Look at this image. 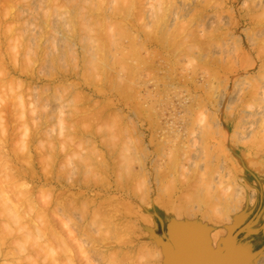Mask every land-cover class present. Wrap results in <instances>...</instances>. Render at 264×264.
I'll use <instances>...</instances> for the list:
<instances>
[{
  "label": "rangeland",
  "instance_id": "obj_1",
  "mask_svg": "<svg viewBox=\"0 0 264 264\" xmlns=\"http://www.w3.org/2000/svg\"><path fill=\"white\" fill-rule=\"evenodd\" d=\"M26 1L25 0L23 1L22 0H0V18H1L0 19V45L2 44L1 45L2 48L0 46V49H1L0 50L1 51L0 52V56H1L0 65H1V62H3L1 65L2 69L0 66V69L2 70V72H0V76L4 78V79L0 78L1 80L0 82H2L1 84L4 85V86L0 85L2 86L0 90L1 92L0 93V101H1L0 102V111H1L0 112L1 113L0 115V158L2 159L0 161L2 162L3 160L2 163L7 161L6 162L7 165L6 163L1 165L2 172L0 175L6 176V174H8V173L3 172V169L4 171L6 170L8 171V168L6 169L3 167H6V166L8 167L9 165H11L10 169L15 174L19 171L17 175H19L21 178H19V176L15 175L9 170L11 172L9 173L13 174L11 178L13 179L15 175V177L17 176V179L19 180V182L22 183V184L19 183L20 185L18 186V184H16L18 181L14 177V179L17 181L15 182L16 184L15 188L18 190V187L21 186L19 189H22L25 191V188L27 186L30 187V188L27 187L26 190L27 189L30 190L28 192L33 193V195H31L30 193L29 194L33 196V198H36V199H33L34 202H36L37 204V205L35 204L36 207L38 208L39 205L42 207V208L40 207L42 211L40 208H38L40 210L39 212L43 213V215L46 214L44 217L47 218L46 219L47 221L50 220L49 221L50 224L53 221L52 222L53 225H50L49 223H47V221H45L47 223V226L44 225L45 224L44 219L42 217H39L40 213L37 212L38 210H36L37 208L33 206L34 205L33 204L32 206L33 208L35 207V209L32 208L33 211L32 212L29 211V213L30 212H31L30 214L33 213L32 214L33 219L36 217V219H39V220L36 221V219L33 220L32 218L31 220L30 217L32 215L30 217L27 216L28 212L25 213L26 217L22 215L21 213V215L24 216V218H26V222L24 221L25 219H23V221L25 222L24 223L25 226H26L27 220L29 221L30 219L29 222L31 223L34 221V224L33 223L32 224L33 226L35 225L34 226L35 228H37L38 225H36V223L42 220V223L40 222L41 225L44 222L43 226L49 227V230H42V232L49 231L50 232L49 234L48 232L47 233L45 232V233L47 234L46 237L48 238L50 235V240L52 242L54 240L53 244L51 245L55 246L57 242L56 246H60L59 245L60 243L58 242L59 240L58 236L61 237L60 239H63L66 235L65 238L70 241V239H68L69 231L68 233H65L68 229L67 230L64 229L66 224L64 223L65 225H63L62 222H60L61 224L59 223V221H62L61 219H63V215H64L66 217V218L64 217L66 221L64 219L63 221L67 222V220H70L71 222L68 221V223L75 222V224H69L70 227L72 226V229L73 227H77V228L80 227L83 231L84 229L85 231H87V227H88V232H86L87 233L86 235L84 234L85 231L84 233H82L83 231L80 228H79L80 230L79 229L77 230L79 232L82 231L80 232L82 233L81 234L82 236L79 235L82 238L83 237L90 238V240L85 238L89 242L91 241V238L94 236L93 234H96L98 232L97 235L93 237L94 239L92 238L93 242L91 241L90 243H88V241L86 242L84 238L82 239L81 237L78 236L79 240L80 239L83 240V242L81 243H83V245L86 246L84 248L86 249L88 247V250L86 249L87 251H90V250L94 251L92 252V254H95V250L97 249L96 247H100L98 248V252H100L99 255L97 254V257L96 256L94 257V260L97 261V262L93 261L95 262V264L96 263L97 264H106V263L110 264L111 262L110 259L112 258H113L112 260L113 264H157V263L158 264H162V263L168 264L169 258H171V252L173 250L178 252V248L176 244L175 243L173 244V242L169 240L170 238L169 222L171 221L170 219L171 215L174 214L173 216L177 219V221L180 222L178 223V226H177L178 233H180L181 229L185 227V225H188L190 222L192 223V225L194 224L195 227H198L200 229H203V230L210 229L209 231L210 232L212 231V233H216L217 235L221 234V235H218L219 238L216 240V243H217L216 246L218 247H216L215 250L217 251L218 249L222 250L223 247H225L226 244L229 242H230L229 243L230 245L232 244L235 237H232V233L228 235L229 233H226V232H228L227 231L229 229L228 227L231 228L232 223L235 222V220L243 213L245 217L242 221H240L239 226H236L234 228L235 232L237 230H240V227L244 223H246L247 221H250L251 219H253V217L257 215L258 216L255 217L256 223L254 224V228L256 227V231L250 234L246 232L239 233V236L241 238H244L242 240V248L249 247L248 242L251 244L252 252L262 247L264 245V230L263 228H261L264 224V141H263L264 140V136H263V133H264V52H263L264 51V20H262L264 16H261V15H264V0H166V2L165 0H161V1L152 0L153 2H150L151 0H145L144 3H142L143 0L142 1L133 0L132 2L135 3L136 5H133L131 0H129V2L127 3L129 4L131 3L130 5H133V6L131 7L130 5H127V7L130 8L128 9L126 7L127 10H129V11L126 10L127 12L124 11L125 10L124 5L120 6V3H118L119 2L118 0H116L117 2H115L114 0H110V2L109 0H106V1L103 0L104 2L102 0L101 1L99 0V2H96L98 0H71V1L70 0H26ZM111 1L114 5L118 3L116 4L119 6V7L118 6L116 7L118 10L122 8L121 10H119L122 12L121 17H120V14H117V12L113 10L112 8L113 4L111 3ZM126 1L127 0H125L124 2L126 3ZM162 1L165 2L166 4L162 3ZM161 4H163V7ZM88 5L91 6L90 7L91 9L88 8L89 7ZM139 5L141 6L144 5L145 9L144 7L142 9V7ZM164 5L165 7L167 6L166 7L167 9L164 8ZM4 6L8 8L6 9ZM135 6H138L140 9ZM158 6L160 8L162 7L163 11H162V8L160 9ZM56 8L59 11H57ZM156 9L160 11H156ZM81 10H82V13H80ZM87 10L89 12V13L87 12L89 15L87 13H84ZM95 10L97 13L95 12ZM98 11H100L101 14L100 13L98 14ZM54 12H56L57 14H55ZM124 12L129 13L130 17L128 14L125 15ZM18 13H20L21 15ZM83 13L85 16H83ZM112 13L114 16L112 15ZM90 14H91V17H90ZM97 14L99 15L100 18H102L101 21L103 20L104 22L106 21L107 23L109 21L108 23L109 25L106 22L105 23L101 22ZM122 14L123 16L125 15L127 18L122 17ZM155 14L157 15L155 16ZM65 15H68L69 17ZM86 16H88L87 18L88 22L87 20H85ZM109 16L112 19H110ZM251 16H253V18ZM93 17L95 20L92 19ZM254 17H257V18H254ZM103 18L104 19L106 18V19L104 20ZM157 18L159 19L158 20L159 22L157 21ZM160 19L162 20V22ZM257 19H260V21L262 20L263 24L259 23V20ZM78 21H81V22L83 21V23L78 22ZM98 22H100V24H98ZM119 23L121 24V26H123V28L125 27V30L124 29L123 31L120 30L122 29V27L120 26ZM111 25L115 28L113 29ZM131 25L134 27H132ZM155 25H158V26H155ZM128 26L129 27L131 26V27L129 28ZM106 27L108 31L106 30ZM103 28L105 30H103ZM126 29L127 30L129 29L130 31L129 30L126 31ZM92 30L94 31V33ZM174 30L176 31V35H175ZM125 32H128V34L127 33L125 34ZM112 33L115 35V37ZM151 39L153 40L152 42H151ZM81 41H84V42H81ZM115 42H118L119 44ZM128 43L132 46H130ZM145 46L148 48H146ZM136 48H139V49H136ZM72 49L75 51V53ZM130 50H134V51L136 50V52L134 53L133 51L131 52ZM137 50H139L138 53H137ZM123 51L125 52L123 53ZM261 51L263 53H260ZM131 53L133 54L131 55ZM112 55H115V56L112 57ZM140 55L142 56L143 60L142 58H140ZM116 56L117 58L122 57L123 59L126 57L124 60L125 62L124 67L128 65L127 66L128 68L126 67L128 72L123 71L121 69L122 66L120 67L116 65L117 61L116 62L114 61L115 62L114 64L113 60ZM86 59H89V60H86ZM140 59L142 61H140ZM83 60L84 61L86 60V61L84 62ZM30 61L31 63L28 64V62ZM74 61L77 63H75ZM112 62L117 69L114 66H113L114 68L112 67L113 69L111 68V65L109 64H112ZM15 66H17L16 68L18 70H15L16 69ZM208 66H210V68ZM118 68H120V71ZM12 69L14 71H12ZM86 69H88L89 75ZM99 71L102 72L103 74L99 73ZM110 71L112 73H110ZM150 71L152 74L149 73ZM109 75L110 77H108ZM163 76L164 78H162ZM88 79L90 81H88ZM122 79L123 81H121ZM90 83L91 84L94 83L93 84L94 86L91 85ZM10 84H12L13 86ZM14 84L17 86V88H15L16 86L14 87ZM11 86L12 88L10 90ZM114 88L117 90H115ZM122 90L124 93L122 92ZM10 91L14 93L15 91H17L18 95L13 93L14 96H11L13 94H11ZM138 92L142 94V96H139L140 94ZM148 93H150V95H153L154 97L149 95L150 97L148 98L147 97ZM122 94L124 95L122 96ZM146 94H147L146 101H144L145 99H142V98H144ZM15 95H17V98ZM80 95L82 98L80 97ZM74 96H78L79 98L77 97L75 98ZM137 96L141 98L140 100L141 106L139 104ZM73 97L75 99H73ZM17 99L21 100L22 103H20V101H18ZM15 101H16V104L14 106ZM23 101H25V103L27 104H25ZM38 103L41 105V107ZM137 103L139 105H137ZM148 104L149 105L151 104L150 105L151 107H149ZM133 105L135 107L139 106L138 109L137 107L133 108L132 107ZM190 105H191V108H190ZM184 107H188V108H184ZM40 109L42 110L40 111ZM83 109L86 111V113ZM71 111L73 113H71ZM141 111L142 112L145 111L147 113L144 112V115H141L140 114ZM187 111H192L191 112L192 114L190 115L186 114ZM25 112L27 114H25ZM29 112L31 113L30 115H29ZM32 114L34 115V117L31 116ZM83 114L84 116H82ZM87 114H88V117H87ZM96 114L98 115L96 116ZM116 114L118 115V117H115L117 116ZM60 117H62L63 119H60ZM67 117L69 120H72L71 123L67 119ZM85 117L87 119L84 120ZM119 118L122 120H120ZM64 119L67 120V123ZM60 120L63 121V126H62V123L59 122ZM185 120L188 121V124L185 123L186 122ZM75 122L76 124L77 123L79 124L76 125ZM66 124H67V127H66ZM73 124H75L76 126ZM59 125L60 127H58ZM69 125H71L72 127ZM61 126H62V130L64 127L67 130L69 126L68 131H66L65 129L63 131L59 129L61 128ZM87 126H90L91 129ZM172 127L179 128V131L182 132L183 137L186 138V144H185L186 150L188 151L193 148L192 150L193 152L192 151L187 152L186 150H180L181 153H179V148L177 149L176 147L175 148L170 147L168 144L166 145L165 140L167 139L165 138H167L168 136V133L166 134V132H169V133L173 132L174 129ZM183 127H185L186 130ZM69 130L72 132L70 133ZM65 131L68 132L69 134L66 133ZM79 131H81V134ZM64 132L65 134H63ZM100 132L101 134H99ZM189 132L194 133L196 140L194 139V135L192 138V134H189ZM110 134L112 137L110 136ZM113 134H115L116 137ZM130 134H131V137L133 136V141H132V138L130 137ZM259 135L260 136L262 135L261 138L263 140L259 138L260 137ZM173 136H175V139H177L180 135L177 136L174 133ZM173 136L172 138H174ZM189 136H190V139H189ZM114 137H115V142L113 141ZM256 137L258 138L257 140L260 143H258L257 147L254 148L253 146L255 144L253 145L250 143ZM126 138H127V141H125ZM185 138L183 139L185 140ZM191 138L195 141L193 142ZM110 140L114 143L108 142ZM129 140H131L132 142H129ZM163 140L165 144H163ZM187 140L188 141L190 140V141L188 142ZM65 142H67L68 144ZM126 142L128 143V145ZM195 142L196 144L193 145V143ZM123 143L124 144L126 143V144L123 145ZM130 143L133 144V145L131 144L133 150H131V146H130V152L134 150L135 151L134 153L131 152L129 154L128 153L129 150L127 149L129 148ZM126 146H127V149L122 151V148ZM96 148L98 149V151ZM163 148H164V151H163ZM171 148H173L175 151L177 149L178 152L177 151L176 152L179 154H177L176 152L172 153L171 151H174V150H172ZM90 149L93 155H91L92 153H89L91 152L89 151ZM94 149L97 151L96 153L97 156L95 154L96 151L95 152L93 151ZM126 150L129 155H126L127 154ZM99 151H100V155H99ZM110 152L113 155H111ZM123 152L125 154H123ZM165 152L169 154V156ZM171 153L173 155L174 153H176L175 155L177 159H175L176 158L175 155L173 156L175 158H172V160L173 159L176 160L174 163L175 165L173 164L174 166L172 165V167L170 166L169 168L166 167V169H169V170L171 169L170 170L171 172L169 173V175L168 173H167V176L159 174L158 171L161 170L160 167L162 168V170L163 168H165L166 163L168 162V159H170V157L172 156ZM158 155L160 156L157 157ZM85 156L86 157L88 156V157L86 158ZM124 156L127 160H129L127 161L128 163L125 161V159H123ZM114 157L118 159L115 160ZM104 158L107 159V162L104 160ZM100 159L104 161L102 162ZM154 159L155 160L157 159V161H155ZM113 160H115L116 162L114 163ZM10 161L11 162L13 161V162L11 163ZM98 161L100 164L98 163ZM95 163L99 165L96 164L95 166ZM121 163L123 165H121ZM124 163H127V165L130 164V166H127ZM12 164L13 166L14 165L16 166L13 167ZM176 165H178V167ZM167 166H168V163H167ZM123 167H124V170H123ZM157 167L159 168V170ZM125 168L127 170H125ZM102 169H104L105 171ZM120 170H122L123 174ZM142 170H143V173H141ZM131 172H134L135 174H138L139 172V175L137 176ZM130 173H131L132 178H130L129 176ZM108 174L110 175V177ZM120 174H122L123 176L125 175L126 178L125 177L123 178V176H121ZM126 174H129L128 175L129 178L127 177ZM200 174L202 175V177H200L201 176ZM173 176L176 177L175 180H173L174 178ZM4 179L2 178V180H0V185L2 184L1 181H3ZM12 179L11 181L13 184L14 180ZM119 179H121V181ZM5 180H9V177ZM162 180H164L163 183H162ZM220 181H222L223 183V184L220 183L223 185V190L220 189L221 188L220 187L221 185H219ZM8 182L9 181H7V183ZM87 182L89 184V187H88V184L86 186ZM170 182L171 183L173 182V183L171 184ZM94 183H97V184H94ZM8 184L4 186H8ZM12 184L10 183V185ZM121 184L125 187L121 188L122 187ZM106 185L107 186L111 185V186L110 188L108 186L109 188L108 189ZM160 185H162L163 188ZM52 187H54L55 189H53ZM158 187H161L162 190L161 188H158ZM215 187H217L218 189L216 190ZM2 188L3 189L0 188V191L5 190L4 188L7 189V187H2ZM11 188L15 189L14 187L10 186L8 190ZM49 188L52 189L53 192L50 191ZM136 188H137V192L140 194H137L135 192ZM62 190H63V193H65L64 194L65 197L68 196L67 193H69V191H70V194H71V191L75 193H78L79 191L80 193L82 192L83 194L82 196L85 199L82 197L84 200L81 198V200L78 202L81 205L78 204V206L80 207L83 205L85 207H82V208L80 207L81 209H77L76 206H75L76 208L75 207H73V209L71 208L73 212L74 210L75 211L78 210L76 211V213L74 212V214L72 211H71L72 214L67 212V211H70L71 209L69 210L66 209L65 213H62L64 209L60 210L61 207H59V210L57 212H61V211L62 212L55 215L53 211L54 208L52 209V207H49V204L48 206H46L47 204L45 202L47 201L45 200V198L49 201L48 198L50 197V194H49V191H50L53 194L56 193L55 194L56 198H58L60 201L61 200L63 201L65 197L63 193L60 192ZM215 190H216V193L218 194L214 193ZM19 191H17L18 194L20 193L19 195H17L16 192L14 193L16 197L17 196L19 197L22 194ZM229 191H230V194L232 193L231 197H230ZM5 192L6 190L3 192L4 195L6 194ZM9 192H11V190H9L8 193ZM44 192L46 195L44 194ZM59 192L61 195H59ZM145 192L147 194L146 195L147 197L144 194ZM8 193L6 194L8 196L7 197L5 196L6 198H4L6 199V201L3 199L4 195L1 193L2 195H0V198L2 200L0 201L1 202L0 205L3 206V203L5 201L6 204L15 206L16 202L18 203V201L26 197L25 193L27 192L25 193L23 192L25 196L23 195L24 197H20L21 199H18V197L14 198L15 196H11L12 194L10 195ZM170 193H173V195H170ZM212 193L214 195L216 194L215 195L216 197L214 195H211ZM227 193L229 196L227 195ZM241 193L243 194L242 197L244 199H242V197L239 196L241 195ZM39 194H42V195H39ZM206 194L211 195L210 196L211 200L206 199L207 198ZM9 195L16 200H13L11 197H9ZM191 195H194V196H191ZM61 196H63L64 198ZM141 196H145L146 198L143 197L144 199L142 200ZM213 196L215 198L214 200L212 198ZM237 196L239 199L237 198ZM8 197L11 198L10 200H12L13 203H11V201H8L9 199ZM88 197H93V198L96 197L95 199L96 205L97 203H100L104 200H110L111 202L109 204L110 207L109 205L104 204V206L107 205L109 207L108 208L106 206L109 210L107 208L105 209V207L101 208L100 206V211L96 212L97 215H95L96 213L92 214L91 209L93 208L92 206L88 205L89 203L92 202V200H90V198L88 199ZM110 198L111 199L113 198V201H111ZM230 198L231 200H233L232 198H234L235 200L234 203H236L237 200L241 199L240 202L242 205L239 206V203L237 202L236 203L237 205H235L236 207L234 208L232 201L230 200L228 202V199ZM43 199L45 200V202ZM29 200L32 203H34L33 200L31 199ZM204 200L205 202H208V203L210 202L213 204L207 205L208 203L207 204L204 203ZM87 201H90V202H87ZM201 201H203L202 202L203 204H201ZM225 201H227L230 204L232 203L231 206L230 204L228 205L224 204ZM84 202H86L87 204L85 205ZM125 202H127V204H125ZM169 202H171V204ZM172 202H175V203H172ZM21 204L23 203L21 202ZM115 204L120 208V210L125 209V208H122V205L124 207L127 206V208L131 206L132 210L130 212V208L125 209L124 211L125 213L123 214L114 212L116 211L115 210L116 206H114ZM87 205L90 207V210ZM112 205H113V208H111ZM216 205H218L220 210L218 209ZM219 205H221L222 207H220ZM225 205L228 206V208L225 207ZM16 206L14 208L12 207V209L18 210ZM28 206H29L28 204L27 206L23 204V207L25 208ZM207 206H209L208 207L209 209L207 208ZM214 206L216 209L214 208ZM224 207L227 209H225ZM232 207L234 208L233 213H232L233 211ZM21 208H19L20 211L21 210L23 211L25 209V208H22V209ZM212 208L215 210H219V212L216 211V213L218 214L220 213V211L222 212L224 211L227 214L225 213L223 214H225L226 217L229 215V217L226 218L225 216H223L221 218L220 217L221 216L220 214L222 213L221 212L219 214L220 215L219 217L216 216V213H214V216L218 217V219L219 218L224 219L225 217L224 220L219 221L217 220V218L216 219L212 218L214 217L212 213L210 212V209ZM3 209H5L4 210L5 213L8 212L6 214V217L7 215H10L8 216V219L10 218L9 220H12L11 216L13 214L10 213L11 210H8L7 207L2 208L1 210L2 213L0 212L1 219L5 218ZM46 209H48V211ZM34 210L36 211L34 212ZM167 210L168 211L170 210L171 214L168 215ZM86 211H89L90 213L89 212L87 213H89L90 215L89 214L87 215ZM101 211L102 213H99ZM112 211L114 212L113 214H112ZM205 211L208 213L206 214ZM211 211L215 212L214 210H211ZM50 212H52V214ZM77 212L78 213L82 212L85 218L84 216L80 215L82 213L78 214ZM109 212H111V214ZM67 213L73 216L72 219L70 218L71 216H69V214L67 215ZM209 213L211 215V218H210V215L208 216ZM2 214L4 217L2 216ZM109 214L111 215V217ZM59 215L60 216L62 215V218ZM92 215L96 217L94 218ZM52 216L53 217L56 216V217L53 219ZM108 217L110 218V220H108L109 219ZM73 218L75 221L73 220ZM93 218L95 219V221L91 220ZM5 219L7 220V218ZM55 219H57L58 222ZM97 219H100L101 221L103 219V221L98 222L100 220L97 221ZM112 219L114 221H112ZM213 219L216 222H214ZM6 220L5 221L3 220L4 222L1 220L0 222V225L2 224L1 225L2 228L5 227L4 230L0 228L2 230L1 232L7 231L6 230L7 228L8 230H10V232L12 229L17 228L16 227L17 224L15 223L14 220H12L11 223L7 222ZM105 220H106V223H104ZM118 220L120 222H118ZM23 221H21V223H23ZM77 221L80 224L83 222V224H86V225L81 224L80 226H78ZM96 221L97 223H95ZM115 221L117 222V224ZM5 222L7 224H4ZM108 222L110 226L108 225ZM12 223H13V226H12ZM30 223H28V225ZM40 223H37V224L40 225ZM94 223H95V226L92 225ZM114 223L116 226H119V228L121 226L120 229H122L123 231L117 229L118 227L113 226ZM14 224L16 225L15 227H14ZM32 224L30 225L32 226ZM87 224L89 226L92 225L93 227L92 226L89 227ZM122 224H123V227H122ZM126 224L128 225V227H129V224H131L132 227H129V228L126 227ZM197 224L199 226H197ZM204 224H207V226L206 225L204 226ZM28 225L27 227L30 226ZM56 225H58L59 228H57ZM11 226L13 228H10ZM212 226H214L215 228H213ZM46 227L45 229H47ZM96 227H99V228L95 229ZM52 228L54 229V231L58 230V233L57 231H55L57 235L59 234L58 236L54 237L56 234H53L54 231H52L51 233ZM103 228L107 232L99 236V233L103 231ZM108 228L113 233L110 231L111 232L110 234L108 232L109 231ZM61 229L63 230V232L65 230V232L59 233V231H62ZM18 230L22 231L23 230L22 226H18ZM31 230H32V227L30 231ZM77 230L76 228L74 229L75 232ZM13 231L11 233H13ZM10 232L5 233V234H8L7 236L9 237V234L11 236ZM129 233H131L132 235H130ZM61 234H63L62 235L63 238ZM246 234H248V237ZM0 235H2L0 237L2 239L4 235L2 233ZM107 236L111 237L110 238L111 240ZM43 237L40 239V241L39 240H36V241L40 243L43 240H45V243L43 241L42 245H49L51 241L48 239L50 242L48 241L49 244H46L47 238L43 239ZM24 238H22V236L17 237L16 242L18 241V239L22 240ZM2 240L0 242L4 243L3 241L7 240V238H5L3 241ZM9 240L12 241L13 237L10 238ZM27 240L32 241V243H36V242H33L34 241L33 239L32 240L27 239ZM67 240H64V241L61 240V241L67 244L66 247L68 246L71 247L70 251L73 250V252H75L74 253L75 255L73 254V252H71V254H73L75 257L74 262L76 263L78 261L80 262V263L77 262L78 264H87L85 263L86 261L83 262V259H81L82 262L80 259L78 260V258L82 256V253L80 254L81 252V251L79 252L80 247L76 245L77 244L76 241H72L71 242L72 244H71L67 242ZM11 241H10V244L13 242ZM94 241H96L97 244H95L96 242ZM115 241L116 242L118 241V242L116 243ZM128 241L129 243L131 242L130 243L131 246L129 245ZM225 241L227 242L226 244H225ZM5 242H6L5 244L7 245L8 249H10L9 248L10 244H8L9 242L7 241ZM84 242L86 244H84ZM108 242H110V244H108ZM162 242H166L167 243L166 245H168L169 248L165 250V248L160 244ZM18 243H16V246ZM23 243L25 245L26 241L21 242V244ZM73 243L74 244L76 243L75 244L76 249ZM5 244H3L4 245L3 247H0L1 249L3 248L0 253V256H1L0 261L1 262L2 260L4 261L2 263L0 262V264H6L8 260L10 261H8L7 264H11V263L14 264L12 262L13 260L14 262L17 260L18 264H22L23 261L25 262L24 259L21 262L20 261L21 259H19L18 257L16 259L15 257L11 258L10 256H9L10 258L7 257V260H4L6 259L5 258L6 254L2 256L3 250L5 249V251L9 252ZM13 244L14 243H12L11 245ZM145 245H147V247L149 246V247L155 248L156 250L157 249L160 250L162 252L161 258L163 259V261L161 260L160 257L158 259L155 258V260H152V259H150V261H148L149 259L146 260L145 258L148 257L146 256L147 254L146 249H144L145 251H143V248H145L144 247ZM171 245L173 246L171 247ZM14 246L15 245H13V247ZM25 246L21 248L32 249L34 247L33 244L32 246L30 245V247H28L29 245L26 247ZM37 247H40V245L39 246L37 245ZM58 248L59 247H57L56 249L54 248L56 251L53 249L56 252L55 254L53 253L55 257L59 253L61 255V251L64 252L62 248L65 249V247L62 246L59 248V250L60 249L61 250L60 251L58 250L59 252H57ZM104 248L105 250H103ZM13 249L14 248H12L11 246L10 251ZM16 249L14 250L17 251ZM33 249L35 250L36 248H33ZM38 249H41V248H37L36 249L37 252L40 251ZM113 249L115 250L114 252H113ZM76 250H78L80 254L79 257L77 255L78 253L76 254ZM219 250L217 253L221 257V255H223L222 254L223 252H220ZM229 250L226 251L225 254L226 256H230V257H227L226 261H224V263L222 264H229L233 262L234 259H237V257L239 256L236 254H233V255L230 254ZM142 251L143 253H141ZM35 252L33 253L34 255L32 256H35ZM40 252L43 253V250ZM102 253L104 254L102 255ZM60 255H58L59 259L64 261L63 258L65 257V255L63 256H60ZM73 255L71 256L73 257ZM113 255L114 257H112ZM201 255L203 256V261H202L203 264H215V261L217 258L216 256L210 257L208 253H203V251L201 252ZM36 256H39V255L36 254ZM41 256L42 258L40 259L43 260L44 259L43 255ZM2 257L4 259H2ZM35 257H32V258H35ZM104 257L106 260L101 259ZM204 257H207L209 261L204 260ZM37 258L38 257H36L35 259L37 262H39L40 260H37ZM18 259L20 262L18 261ZM75 259L77 260L75 261ZM259 259L262 260L261 263L259 262L260 261ZM259 259L256 261V264H264V252L263 254H261ZM42 260L38 264H43L45 262L43 261L42 263ZM100 260L106 261V263L105 262L103 263ZM56 261H54V263L56 264H61V263L65 264V262L58 263V261L60 260H56ZM69 261H67L68 264H71ZM146 261H148L149 263H146ZM235 262L236 264H243L245 261L243 259H239V260H236ZM47 263L49 262L46 260L45 264ZM50 263H53V262H51L50 260ZM251 264H255V262H252Z\"/></svg>",
  "mask_w": 264,
  "mask_h": 264
},
{
  "label": "bare ground",
  "instance_id": "obj_2",
  "mask_svg": "<svg viewBox=\"0 0 264 264\" xmlns=\"http://www.w3.org/2000/svg\"><path fill=\"white\" fill-rule=\"evenodd\" d=\"M22 1H23V0H22ZM25 1H26V0H25ZM70 1H71V0H70ZM100 1H101V0H100ZM102 1H103V0H102ZM105 1H106V0H105ZM114 1L117 2L116 0H114ZM118 1H119L118 3H120V6H121V5H124V7H125V10H124V11H125V12L129 11V10H127V8L130 9L129 7H127V5H130V4H131V3H130V4L127 3V2H129V0L126 1L127 4L124 2L125 0H118ZM120 1H121V2H120ZM132 1H133V0H131V2H132ZM141 1H142V0H141ZM144 1H145V0H143L142 3H144ZM157 1H158V0H157ZM157 1H155V2H157ZM160 1H161V0H160ZM160 1H159V3H160ZM19 2H20V1H19ZM26 2H27V1H26ZM92 2H93V1H92ZM96 2H99V0L96 1ZM103 2H104V1H103ZM109 2H110V0H109ZM122 2H124V3L126 4V6H125V4L122 3ZM138 2H139V1H138ZM150 2H153V1L151 0ZM165 2H166V0H165ZM165 2L162 1V3H165ZM257 2H258V1H257ZM3 3H4V2H3ZM111 3H112V1H111ZM118 3H116V4H118ZM136 3H137V2H136ZM159 3H158V4H159ZM169 3H170V1H169ZM19 4H20V3H19ZM22 4H23V3H22ZM94 4H95V3H94ZM100 4H101V3H100ZM102 4H103V3H102ZM105 4H106V3H105ZM112 4H113V3H112ZM116 4H115V5H116ZM132 4H133V5H136V4L133 3V2H132ZM150 4H151V3H150ZM165 4H166V3H165ZM24 5H25V4H24ZM77 5H78V4H77ZM77 5H76V6H77ZM89 5H91V4H89ZM89 5H88V6H89ZM97 5H98V4H97ZM109 5H110V4H109ZM109 5H107V6H109ZM115 5H114V4L112 5L113 10L116 11L117 14H120V17H121V13H122V12L119 11V10H121L122 8H120V9L118 10V9L116 8L118 5H116V6H115ZM133 5H130V6L132 7ZM137 5H138V4H137ZM155 5H156V4H155ZM161 5H162V7H163V4H161ZM168 5H169V4H168ZM260 5H261V4H260ZM262 5H263V4H262ZM14 6H15V5H14ZM85 6H86V5H85ZM95 6H96V5H95ZM99 6H100V5H99ZM107 6H106V7H107ZM113 6H114V7H113ZM139 6H141V5H139ZM4 7H5V6H4ZM10 7H11V6H10ZM15 7H16V6H15ZM90 7H91V6H89L88 8H90ZM118 7H119V6H118ZM126 7H127V8H126ZM135 7L139 8L138 6H135ZM141 7H142V9H143V7H144V9H145V6H144V5L141 6ZM146 7H147V6H146ZM158 7H159V6H158ZM162 7H161V8H162ZM166 7H167V6H166ZM166 7H165V5H164V8H166ZM262 7H263V6H262ZM5 8L7 9L8 7H5ZM77 8H78V7H77ZM95 8H96V7H95ZM99 8H100V7H99ZM99 8H98V9H99ZM133 8H134V7H133ZM159 8H160V7H159ZM159 8H157V9H159ZM161 8H160V9H161ZM181 8H182V7H181ZM52 9H53V8H52ZM56 9H57V8H56ZM60 9H61V8H60ZM73 9H74V8H73ZM79 9H80V8H79ZM90 9H91V8H90ZM100 9H101V8H100ZM103 9H104V8H103ZM103 9H102V10H103ZM131 9H132V8H131ZM139 9H140V8H139ZM147 9H148V8H147ZM157 9H156V11H160V10H157ZM166 9H167V8H166ZM92 10H94V9H92ZM113 10H112V11H113ZM126 10H127V11H126ZM151 10H152V9H151ZM182 10H183V9H182ZM15 11H16V10H15ZM19 11H20V10H19ZM57 11H59V10L57 9ZM76 11H77V9H76ZM100 11H101V10H100ZM100 11H98V14L100 13ZM104 11H105V10H104ZM114 11H113V12H114ZM118 11H119V13H118ZM138 11H139V10H138ZM154 11H155V10H154ZM162 11H163V8H162ZM162 11H161V12H162ZM9 12H10V10H9ZM17 12H18V11H17ZM60 12H61V11H60ZM87 12H88V10H87L86 12H84V13H87ZM93 12H94V11H93ZM95 12H96V10H95ZM125 12H124V13H125ZM132 12H133V11H132ZM164 12H165V11H164ZM183 12H184V11H183ZM4 13H5V11H4ZM54 13L57 14L56 12H54ZM80 13H82V10L80 11ZM84 13H83V16H85ZM88 13H89V12H88ZM88 13H87V14H88ZM96 13H97V12H96ZM114 13H115V12H114ZM136 13H137V11H136ZM138 13H139V12H138ZM153 13H154V12H153ZM7 14H9V13H7ZM18 14H20V13H18ZM98 14H97V15H98ZM100 14H101V13H100ZM126 14L129 15V13H125V15H126ZM159 14H160V12H159ZM163 14H164V13H163ZM20 15H21V14H20ZM48 15H49V14H48ZM63 15H64V14H63ZM88 15H89V14H88ZM94 15H95V14H94ZM94 15H93V16H94ZM112 15H113V13H112ZM125 15L123 16V14H122V17H126ZM156 15H157V14H155V16H156ZM165 15H166V14H165ZM2 16H3V15H2ZM6 16H7V15H6ZM6 16H5V17H6ZM17 16H18V15H17ZM65 16H68V15H65ZM95 16H96V15H95ZM95 16H94V17H95ZM103 16H104V15H103ZM113 16H114V15H113ZM117 16H118V15H117ZM261 16H264V15H261ZM10 17H11V16H10ZM68 17H69V16H68ZM90 17H91V14H90ZM94 17H93L92 19H94ZM98 17H99V15H98ZM101 17H102V15H101ZM129 17H130V15H129ZM152 17H153V16H152ZM164 17H165V16H164ZM251 17L253 18V16H251ZM3 18H4V17H3ZM14 18H15V17H14ZM16 18H17V17H16ZM83 18H84V17H83ZM87 18H88V16H86V19H85V18H84V19L87 20ZM99 18H100V17H99ZM109 18H110V16H109ZM126 18H127V17H126ZM158 18H160V17H158ZM158 18H157V21L159 20ZM254 18H257V17H254ZM0 19H1V18H0ZM97 19H98V18H97ZM101 19H102V18H100V21H101ZM103 19H104V18H103ZM105 19H106V18H105ZM105 19H104V20H105ZM110 19H112V18H110ZM154 19H155V18H154ZM163 19H164V18H163ZM45 20H46V19H45ZM47 20H48V19H47ZM81 20H82V19H81ZM90 20H91V19H90ZM94 20H95V19H94ZM127 20H128V19H127ZM130 20H131V19H130ZM130 20H129V21H130ZM160 20H161V19H160ZM252 20H253V19H252ZM257 20H259V23H262V24H263L262 20H264V18H263L261 21H260V19H257ZM98 21H99V20H98ZM113 21H114V20H113ZM121 21H122V20H121ZM253 21H254V20H253ZM78 22H81V21H78ZM78 22H77V23H78ZM87 22H88V20H87ZM93 22H94V21H93ZM96 22H97V21H96ZM101 22L105 23L106 21L104 22V21L102 20ZM111 22H112V21H111ZM111 22H110V23H111ZM127 22H128V21H127ZM158 22H159V21H158ZM161 22H162V20H161ZM161 22H160V23H161ZM257 22H258V21H257ZM81 23H83V21H82ZM103 23H102V24H103ZM106 23H107V22H106ZM108 23H109V21H108ZM108 23H107V24H108ZM123 23H124V22H123ZM155 23H156V21H155ZM155 23H153V24H155ZM6 24H7V23H6ZM13 24H14V23H13ZM13 24H12V25H13ZM20 24H21V23H20ZM85 24H86V23H85ZM90 24H91V23H90ZM90 24H89V25H90ZM94 24H95V23H94ZM98 24H100V22H98ZM107 24H106V25H107ZM112 24H113V23H112ZM119 24H120V23H119ZM119 24H118V25H119ZM130 24H131V23H130ZM148 24H149V23H148ZM254 24H255V23H254ZM257 24H258V23H257ZM262 24H261V25H262ZM80 25H81V24H80ZM80 25H79V26H80ZM91 25H92V24H91ZM106 25H105V26H106ZM108 25H109V24H108ZM125 25H126V24H125ZM158 25H159V24H158ZM158 25H155V26H158ZM183 25H184V23H183ZM86 26H87V25H86ZM98 26H99V25H98ZM111 26H112V25H111ZM120 26H121V24H120ZM126 26H127V25H126ZM131 26H132V25H131ZM131 26H130V27H131ZM162 26H163V25H162ZM178 26H179V25H178ZM257 26H258V25H257ZM4 27H5V26H4ZM72 27H73V26H72ZM75 27H76V26H75ZM96 27H97V26H96ZM100 27H101V26H100ZM112 27H113V26H112ZM121 27H122V29H120V30H122V31H123V29L125 30V27H124V28H123V26H121ZM128 27H129V26H128ZM130 27H129V28H130ZM132 27H134V26H132ZM135 27H136V25H135ZM160 27H161V26H160ZM7 28H8V26H7ZM11 28H12V27H11ZM76 28H77V27H76ZM81 28H82V26H81ZM83 28H84V27H83ZM114 28H115V27H113V29H114ZM117 28H118V27H117ZM126 28H127V27H126ZM89 29H90V28H89ZM92 29H93V28H92ZM100 29H102V28H100ZM109 29H110V28H109ZM136 29H137V28H136ZM180 29H181V28H180ZM260 29H261V27H260ZM16 30H17V29H16ZM83 30H84V29H83ZM93 30H94V29H93ZM93 30H92V31H93ZM95 30H96V29H95ZM103 30H105V29L103 28ZM106 30L108 31L107 27H106ZM128 30H129V29H128ZM128 30L126 29V31H128ZM175 30H176V29H175ZM175 30H174V31H175ZM177 30H178V29H177ZM74 31H75V30H74ZM85 31H86V30H85ZM96 31H97V30H96ZM114 31H115V30H114ZM129 31H130V30H129ZM171 31H172V30H171ZM183 31H184V30H183ZM75 32H76V31H75ZM102 32H104V31H102ZM111 32H112V31H111ZM111 32H110V33H111ZM132 32H133V30H132ZM140 32H141V31H140ZM7 33H8V32H7ZM16 33H17V32H16ZM16 33H15V34H16ZM93 33H94V31H93ZM117 33H118V31H117ZM117 33H116V34H117ZM119 33H120V32H119ZM126 33L128 34V32H125V34H126ZM170 33H171V32H170ZM172 33H173V32H172ZM83 34H84V33H83ZM83 34H82V35H83ZM86 34H87V33H86ZM112 34H113V33H112ZM112 34H111V35H112ZM122 34H123V32H122ZM130 34H131V33H130ZM144 34H146V33H144ZM179 34H180V33H179ZM92 35H93V34H92ZM102 35H103V34H102ZM113 35H114V34H113ZM159 35H160V34H159ZM163 35H164V34H163ZM170 35H171V34H170ZM173 35H174V34H173ZM175 35H176V31H175ZM3 36H4V35H3ZM86 36H87V35H86ZM88 36H89V35H88ZM98 36H99V35H98ZM131 36H133V35H131ZM178 36H179V35H178ZM13 37H14V36H13ZM25 37H26V36H25ZM114 37H115V35H114ZM122 37H123V36H122ZM122 37H120V38H122ZM126 37H127V36H126ZM135 37H136V36H135ZM139 37H140V36H139ZM148 37H149V36H148ZM160 37H161V36H160ZM168 37H169V36H168ZM175 37H176V36H175ZM19 38H20V37H19ZM94 38H95V37H94ZM96 38H97V36H96ZM98 38H99V37H98ZM108 38H109V37H108ZM110 38H111V37H110ZM117 38H118V37H117ZM153 38H155V37H153ZM118 39H119V38H118ZM126 39H127V38H126ZM161 39H162V38H161ZM166 39H168V38H166ZM171 39H172V38H171ZM183 39H184V38H183ZM187 39H188V38H187ZM9 40H10V39H9ZM14 40H15V39H14ZM22 40H23V39H22ZM112 40H114V39H112ZM112 40H111V41H112ZM120 40H121V39H120ZM123 40H124V39H123ZM129 40H130V39H129ZM132 40H133V38H132ZM135 40H136V39H135ZM172 40H173V39H172ZM175 40H176V39H175ZM185 40H186V39H185ZM19 41H20V40H19ZM72 41H73V40H72ZM104 41H105V39H104ZM107 41H108V40H107ZM109 41H110V39H109ZM109 41H108V42H109ZM142 41H143V40H142ZM152 41H153V40L151 39V42H152ZM155 41H156V40H155ZM168 41H169V40H168ZM181 41H182V39H181ZM7 42H8V41H7ZM81 42H84V41H81ZM86 42H87V41H86ZM129 42H130V41H129ZM133 42H134V41H133ZM179 42H180V41H179ZM115 43H118V42H115ZM135 43H136V42H135ZM145 43H146V42H145ZM118 44H119V43H118ZM122 44H123V43H122ZM128 44H129V43H128ZM132 44H133V43H132ZM1 45H2V44H1ZM1 45H0V46H1ZM17 45H18V44H17ZM68 45H69V44H68ZM98 45H100V44H98ZM129 45H130V44H129ZM146 45H147V44H146ZM187 45H188V44H187ZM72 46H73V45H72ZM113 46H114V45H113ZM130 46H132V45H130ZM180 46H181V45H180ZM116 47H117V46H116ZM133 47H134V46H133ZM135 47H136V46H135ZM138 47H139V45H138ZM145 47H146V46H145ZM183 47H184V45H183ZM196 47H197V46H196ZM1 48H2V46H1ZM16 48H17V46H16ZM98 48H99V46H98ZM108 48H109V46H108ZM110 48H111V47H110ZM123 48H124V47H123ZM141 48H142V46H141ZM146 48H148V47H146ZM22 49H23V48H22ZM136 49H139V48H136ZM190 49H191V48H190ZM0 50H1V49H0ZM8 50H9V49H8ZM72 50H73V49H72ZM94 50H95V49H94ZM99 50H100V49H99ZM144 50H145V49H144ZM146 50H148V49H146ZM25 51H26V50H25ZM73 51H74V50H73ZM109 51H110V50H109ZM127 51H129V50H127ZM130 51H131V52L133 51L134 53L136 52V50H135V51H134V50H130ZM187 51H188V49H187ZM0 52H1V51H0ZM19 52H20V50H19ZM85 52H86V51H85ZM92 52H93V51H92ZM110 52H111V51H110ZM124 52H125V51H123V53H124ZM138 52H139V50H137V53H138ZM141 52H142V51H141ZM190 52H191V51H190ZM258 52H259V51H258ZM263 52H264V51H263ZM263 52L261 51L260 53H263ZM14 53H15V52H14ZM28 53H29V52H28ZM35 53H36V51H35ZM74 53H75V51H74ZM107 53H108V52H107ZM118 53H119V52H118ZM123 53H121V54H123ZM185 53H186V52H185ZM185 53H184V54H185ZM86 54H87V53H86ZM100 54H101V53H100ZM116 54H117V53H116ZM129 54H130V53H129ZM132 54H133V53H131V55H132ZM186 54H187V53H186ZM89 55H90V54H89ZM97 55H98V54H97ZM135 55H136V54H135ZM151 55H152V54H151ZM151 55H150V56H151ZM189 55H190V54H189ZM259 55H261V54H259ZM25 56H26V54H25ZM98 56H99V55H98ZM113 56H115V55H112V57H113ZM120 56H121V55H120ZM124 56H125V55H124ZM0 57H1V56H0ZM30 57H32V56H30ZM33 57H35V56H33ZM85 57H86V56H85ZM112 57H111V58H112ZM128 57H129V56H128ZM151 57H152V56H151ZM75 58H76V56H75ZM77 58H78V57H77ZM83 58H84V57H83ZM101 58H102V57H101ZM103 58H104V57H103ZM115 58H116V59H115ZM115 58H114L113 62H114V61H115V62L117 61V64H116V65H118V66H120V67L122 66L121 69H122L123 71H125V72H128L127 69H126V67H127L128 65H127L126 67H124V65H125L124 60H125L126 57L123 59L122 57H120V58L118 57V58H117V56H116ZM121 58H122V59H121ZM131 58H133V57H131ZM137 58H138V57H137ZM140 58H142L141 55H140ZM152 58H153V57H152ZM4 59H5V58H4ZM9 59H10V58H9ZM191 59H192V58H191ZM193 59H194V58H193ZM2 60H3V59H2ZM18 60H19V59H18ZM18 60H17V61H18ZM23 60H24V58H23ZM86 60H89V59H86ZM86 60H85V61H86ZM122 60H123L124 63L122 62ZM138 60H139V59H138ZM142 60H143V58H142ZM142 60L140 59V61H142ZM0 61H1V58H0ZM71 61H72V60H71ZM83 61H84V60H83ZM85 61H84V62H85ZM107 61H108V60H107ZM134 61H135V60H134ZM136 61H137V60H136ZM144 61H145V60H144ZM11 62H12V61H11ZM25 62H26V61H25ZM74 62H75V61H74ZM77 62H78V60H77ZM77 62H75V63H77ZM100 62H101V61H100ZM113 62H112V64H113ZM115 62H114V64H115ZM193 62H194V61H193ZM195 62H196V60H195ZM195 62H194V63H195ZM2 63H3V62H1V65H2ZM29 63H31V61L28 62V64H29ZM106 63H107V62H106ZM197 63H198V61H197ZM25 64H26V63H25ZM86 64H87V63H86ZM92 64H93V63H92ZM112 64H109V65H111V68L114 66V64H113V65H112ZM143 64H144V62H143ZM1 65H0V66H1ZM14 65H15V64H14ZM75 65H76V64H75ZM87 65H88V64H87ZM106 65H107V64H106ZM197 65H198V64H197ZM76 66H77V65H76ZM118 66H117V67H118ZM148 66H149V65H148ZM16 67H17V66H15V68H16ZM21 67H22V66H21ZM29 67H30V66H29ZM90 67H91V66H90ZM102 67H103V66H102ZM102 67H101V68H102ZM114 67H115V66H114ZM114 67H113V68H114ZM198 67H200V66H198ZM208 67L210 68V66H208ZM75 68H77V67H75ZM91 68H92V67H91ZM113 68H112V69H113ZM115 68H116V67H115ZM124 68H125V69H124ZM127 68H128V67H127ZM202 68H203V67H202ZM1 69H2V66H1ZM1 69H0V72H2ZM72 69H73V68H72ZM112 69H111V70H112ZM116 69H117V68H116ZM118 69H119V71H120V68H118ZM3 70H4V69H3ZM15 70H18V69L16 68ZM77 70H78V69H77ZM86 70H87L88 75H89V71H88V69H86ZM99 70H101V69H99ZM107 70H108V69H107ZM122 70H121V71H122ZM150 70H151V69H150ZM12 71H14V70L12 69ZM73 71H74V70H73ZM91 71H92V70H91ZM148 71H149V69H148ZM151 71H152V70H151ZM151 71H150L149 73H151ZM76 72H78V71H76ZM83 72H84V71H83ZM83 72H82V73H83ZM85 72H86V71H85ZM92 72H93V71H92ZM92 72H91V74H92ZM107 72H108V71H107ZM17 73H18V72H17ZM99 73H102V72L99 71ZM110 73H112V72L110 71ZM147 73H148V72H147ZM149 73H148V74H149ZM102 74H103V73H102ZM106 74H107V73H106ZM113 74H114V73H113ZM113 74H112V76H113ZM118 74H119V73H118ZM121 74H122V73H121ZM151 74H152V73H151ZM6 75H7V74H6ZM6 75H5V76H6ZM82 75H84V74H82ZM85 75H86V73H85ZM96 75H97V74H96ZM110 75H111V74H110ZM110 75H109L108 77H110ZM149 75H150V74H149ZM8 76H9V75H8ZM94 76H95V75H94ZM112 76H111V77H112ZM120 76H121V75H120ZM6 77H7V76H6ZM11 77H12V76H11ZM84 77H86V76H84ZM91 77H92V75H91ZM91 77H90V78H91ZM95 77H96V76H95ZM106 77H107V75H106ZM116 77H117V76H116ZM118 77H119V76H118ZM0 78H1V79H4V78H2V76H0ZM102 78H103V77H102ZM112 78H113V77H112ZM122 78H123V77H122ZM162 78H164V76H163ZM162 78H161V79H162ZM9 79H10V78H9ZM86 79H87V78H86ZM116 79H117V78H116ZM119 79H120V78H119ZM167 79H168V78H167ZM184 79H185V78H184ZM10 80H11V79H10ZM92 80H93V79H92ZM92 80H91V82H92ZM108 80H109V79H108ZM110 80H111V79H110ZM112 80H113V79H112ZM124 80H125V78H124ZM157 80H158V79H157ZM157 80H156V81H157ZM0 81H1V80H0ZM8 81H9V80H8ZM12 81H13V80H12ZM88 81H90V80L88 79ZM95 81H96V80H95ZM98 81H99V80H98ZM102 81H103V80H102ZM106 81H107V80H106ZM116 81H117V80H116ZM119 81H120V80H119ZM121 81H123V79H122ZM158 81H159V80H158ZM163 81H164V80H163ZM163 81H162V82H163ZM14 82H15V81H14ZM14 82H13V83H14ZM16 82H17V81H16ZM86 82H87V80H86ZM1 83H2V82H0V85H2ZM10 83H11V82H10ZM106 83H107V82H106ZM112 83H113V81H112ZM115 83H116V82H115ZM125 83H126V82H125ZM159 83H160V82H159ZM3 84H4V83H3ZM90 84H91V83H90ZM93 84H94V83H93ZM93 84H91V85H93ZM10 85H12V84H10ZM114 85H115V84H114ZM2 86H4V85H2ZM2 86H0V90H1V87H2ZM12 86H13V85H12ZM12 86L10 87V90H11ZM15 86H16V85L14 84V87H15ZM21 86H22V85H21ZM21 86H20V87H21ZM93 86H94V85H93ZM15 88H17V86H16ZM110 88H111V86H110ZM117 88H118V87H117ZM104 89H105V88H104ZM114 89H115V88H114ZM158 89H159V88H158ZM3 90H4V89H3ZM98 90H99V88H98ZM100 90H101V89H100ZM115 90H117V89H115ZM141 90H142V89H141ZM155 90H156V89H155ZM12 91H14V90H12ZM62 91H63V90H62ZM157 91H158V90H157ZM10 92H11V91H10ZM19 92H20V91H19ZM23 92H24V91H23ZM23 92H21V93H23ZM63 92H64V91H63ZM101 92H102V91H101ZM104 92H105V91H104ZM122 92H123V90H122ZM140 92H141V91H140ZM148 92H150V91H148ZM0 93H1V92H0ZM13 93H14V92H11V94H13ZM17 93H18V92L15 91L14 94H17ZM123 93H124V92H123ZM138 93H139V92H138ZM159 93H160V92H159ZM14 94L11 95V96H14ZM32 94H33V93H32ZM126 94H127V93H126ZM126 94H125V95H126ZM139 94H140V93H139ZM139 94H138V95H139ZM156 94H157V93H156ZM161 94H162V93H161ZM17 95H18V94H17ZM17 95H15L16 98H17ZM21 95H22V94H21ZM24 95H25V94H24ZM39 95H41V94H39ZM62 95H63V93H62ZM67 95H68V94H67ZM123 95H124V94H122V96H123ZM127 95H128V94H127ZM149 95H150V93H148V96H147V94H146L145 97L143 96L144 98H142V99H145L144 101H146V96H147L148 98H149L150 96H153V95H150V96H149ZM19 96H20V95H19ZM42 96H43V95H42ZM139 96H142V94H140ZM2 97H3V96H2ZM63 97H64V95H63ZM74 97H75V98H76V97L79 98L78 96H74ZM74 97H73V99H75ZM80 97H81V95H80ZM153 97H154V96H153ZM159 97H161V96H159ZM81 98H82V97H81ZM130 98H131V97H130ZM137 98H138V101H139V104H140V100H141V98H139L138 96H137ZM14 99H15V98H14ZM22 99H23V98H22ZM24 99H25V98H24ZM40 99H41V98H40ZM55 99H56V97H55ZM61 99H62V98H61ZM126 99H127V98H126ZM131 99H132V98H131ZM186 99H187V98H186ZM17 100H18V99H17ZM25 100H26V99H25ZM36 100H37V99H36ZM41 100H42V99H41ZM77 100H78V99H77ZM158 100H159V99H158ZM161 100H162V99H161ZM18 101H20V103H22L21 100H18ZM71 101H72V100H71ZM79 101H80V100H79ZM127 101H129V100H127ZM130 101H131V100H130ZM0 102H1V101H0ZM12 102H13V101H12ZM23 102L25 103V101H23ZM141 102H142V101H141ZM17 103H18V102H17ZM24 103H23V104H24ZM40 103H41V102H40ZM42 103H43V102H42ZM74 103H75V102H74ZM76 103H78V102H76ZM125 103H126V102H125ZM128 103H129V102H128ZM132 103H133V102H132ZM135 103H136V102H135ZM145 103H146V102H145ZM149 103H150V102H149ZM151 103H152V102H151ZM15 104H16V101H15V103H14V106H15ZM25 104H27V103H25ZM38 104H39V103H38ZM130 104H131V103H130ZM139 104L137 103V105H139ZM143 104H144V103H143ZM191 104H192V103H191ZM29 105H30V104H29ZM39 105H40V104H39ZM39 105H38V106H39ZM76 105H77V104H76ZM97 105H98V104H97ZM97 105H95V106H97ZM134 105H136V104H134ZM134 105H133L132 107H133V108H136V107H137V109H138L139 106H136V107H135ZM148 105H149V104H148ZM148 105H147V106H148ZM150 105H151V104H150ZM150 105H149V107H151ZM8 106H9V105H8ZM24 106H25V105H24ZM61 106H62V105H61ZM74 106H75V105H74ZM140 106H141V104H140ZM144 106H145V105H144ZM182 106H184V105H182ZM187 106H188V105H187ZM192 106H193V105H192ZM40 107H41V105H40ZM18 108H19V107H18ZM23 108H24V107H23ZM29 108H31V107H29ZM43 108H44V106H43ZM76 108H77V107H76ZM78 108H79V106H78ZM184 108H188V107H184ZM190 108H191V105H190ZM96 109H97V108H96ZM34 110H35V109H34ZM41 110H42V109H40V111H41ZM77 110H78V109H77ZM80 110H81V109H80ZM83 110H84V109H83ZM87 110H88V109H87ZM23 111H24V110H23ZM25 111H26V110H25ZM28 111H29V110H28ZM38 111H39V110H38ZM74 111H75V109H74ZM84 111H85V110H84ZM99 111H100V109H99ZM134 111H136V110H134ZM138 111H139V110H138ZM145 111H146V110H145ZM145 111H144V112H145ZM0 112H1V111H0ZM26 112H27V111H26ZM26 112H25V114H27ZM43 112H44V111H43ZM80 112H81V111H80ZM144 112L141 111L140 114H141V115H144ZM191 112H192V111H187L186 114L190 115V114H192ZM2 113H3V112H2ZM15 113H16V112H15ZM17 113H18V112H17ZM32 113H33V112H32ZM45 113H46V112H45ZM64 113H65V112H64ZM71 113H73V112L71 111ZM77 113H78V112H77ZM85 113H86V111H85ZM145 113H147V112H145ZM19 114H20V113H19ZM30 114H31V113L29 112V115H30ZM42 114H43V113H42ZM48 114H49V113H48ZM56 114H57V113H56ZM56 114H55V115H56ZM65 114H66V113H65ZM65 114H64V115H65ZM78 114H79V113H78ZM88 114H89V113H88ZM88 114H87V117H88ZM91 114H92V113H91ZM94 114H95V112H94ZM0 115H1V113H0ZM17 115H18V114H17ZM29 115H28V116H29ZM35 115H36V114H35ZM72 115H74V114H72ZM85 115H86V114H85ZM97 115H98V114H96V116H97ZM116 115H117V114H116ZM118 115H119V113H118ZM118 115L115 116V117H118ZM146 115H147V114H146ZM7 116H8V115H7ZM15 116H16V115H15ZM23 116H25V115H23ZM31 116L34 117L33 114H32ZM45 116H46V114H45ZM61 116H62V115H61ZM70 116H71V115H70ZM77 116H78V115H77ZM82 116H84V114H83ZM89 116H90V115H89ZM120 116H121V115H120ZM13 117H14V116H13ZM33 117H32V118H33ZM47 117H48V116H47ZM100 117H101V116H100ZM23 118H24V117H23ZM45 118H46V117H45ZM56 118H57V116H56ZM64 118H65V117H64ZM75 118H76V117H75ZM93 118H94V116H93ZM101 118H102V117H101ZM111 118H112V117H111ZM120 118H121V117H120ZM120 118H119V119H120ZM25 119H26V117H25ZM47 119H48V118H47ZM58 119H59V118H58ZM60 119H63V118L60 117ZM67 119H68V117H67ZM82 119H83V117H82ZM85 119H87V118L85 117L84 120H85ZM89 119H90V118H89ZM113 119H114V118H113ZM44 120H45V119H44ZM64 120H65V119H64ZM68 120H69V119H68ZM77 120H78V119H77ZM108 120H109V119H108ZM120 120H122V119H120ZM5 121H6V120H5ZM5 121H4V122H5ZM65 121H66V123H67V120H65ZM69 121H70V123H71L72 120H69ZM81 121H83V120H81ZM86 121H87V120H86ZM90 121H92V120H90ZM99 121H100V120H99ZM111 121H112V120H111ZM113 121H114V120H113ZM185 121H186V120H185ZM22 122H23V121H22ZM22 122H21V124H22ZM59 122L62 123V126H63V121L60 120ZM93 122H94V121H93ZM96 122H97V121H96ZM108 122H109V121H108ZM56 123H57V122H56ZM72 123H73V122H72ZM82 123H83V122H82ZM84 123H86V122H84ZM185 123L188 124V121H186ZM75 124H76V122H75ZM75 124H73V125H75ZM77 124H79V123H77ZM77 124H76V125H77ZM186 124H185V126H186ZM4 125H5V124H4ZM28 125H29V124H28ZM57 125H58V124H57ZM76 125H75V126H76ZM5 126H6V125H5ZM62 126H61V128H59V129L62 130ZM69 126H71V125H69ZM69 126H68V129H69ZM84 126H85V125H84ZM84 126H83V127H84ZM58 127H60V125H59ZM66 127H67V124H66ZM71 127H72V126H71ZM71 127H70V128H71ZM73 127H74V126H73ZM79 127H80V125H79ZM79 127H78V128H79ZM81 127H82V126H81ZM87 127L90 128V126H87ZM210 127H211V126H210ZM74 128H75V127H74ZM74 128H73V129H74ZM102 128H103V127H102ZM161 128H162V127H161ZM172 128H173V127H172ZM183 128H185V127H183ZM59 129H58V130H59ZM64 129H65V127L63 128V130H64ZM68 129H67V130L65 129V130L68 131ZM90 129H91V128H90ZM173 129H174V130H173ZM173 129H172L173 132L170 131L171 133L166 132V134L168 133V136H167V138H165V139H167V140H165V141H166L165 143H166V145L168 144L170 147H174V148L176 147L177 149L179 148V153H181L180 150H186V148H185L186 138L183 137V134H182V132L179 131V128H173ZM207 129H208V128H207ZM216 129H217V128H216ZM63 130H62V131H63ZM70 130H71V129H70ZM70 130H69V132L71 133L72 131H70ZM93 130H94V129H93ZM101 130H102V129H101ZM169 130H171V129H169ZM185 130H186V128H185ZM66 131H65V132H66ZM74 131H76V130H74ZM22 132H23V131H22ZM25 132H26V131H25ZM65 132H64L63 134H65ZM79 132H80V134H81V131H79ZM205 132H207V131H205ZM66 133H68V132H66ZM103 133H104V132H103ZM110 133H111V132H110ZM174 133H175V135H177V136L180 135V136H179L177 139H175V136H173ZM180 133H181V134H180ZM262 133H263V132H262ZM59 134H60V133H59ZM68 134H69V133H68ZM82 134H83V133H82ZM99 134H101V132H100ZM178 134H179V135H178ZM187 134H188V133H187ZM189 134H192V138H193L194 133H190V132H189ZM66 135H67V134H66ZM102 135H103V134H102ZM113 135L115 136V134H113ZM64 136H65V135H64ZM67 136H68V135H67ZM110 136H111V134H110ZM172 136H173L174 138H172ZM177 136H176V137H177ZM259 136H260V135H259ZM259 136H258V137H259ZM263 136H264V133H263ZM111 137H112V136H111ZM115 137H116V136H115ZM115 137H114V140H113L114 142H115ZM130 137H131V134H130ZM130 137H129V138H130ZM261 137H262V135H261L259 138L262 139ZM131 138H132V141H133V136H132ZM131 138H130V139H131ZM134 138H135V137H134ZM183 138H185V140H184ZM192 138H191V139H192ZM72 139H73V138H72ZM112 139H113V138H112ZM112 139H111V140H112ZM189 139H190V136H189ZM194 139H195V135H194ZM257 139H258L257 137L254 138V139L251 141V143H250V144H253V145L255 144V145L253 146L254 148L257 147V144H258V143H260V142H258ZM101 140H102V139H101ZM111 140L108 141V142L114 143V142H112ZM192 140H193V139H192ZM195 140H196V139H195ZM195 140H193V142H194ZM262 140H263V139H262ZM64 141H65V140H64ZM68 141H69V139H68ZM70 141H72V140H70ZM81 141H82V140H81ZM81 141H80V142H81ZM123 141H124V140H123ZM125 141H127V138H126ZM125 141H124V142H125ZM132 141L129 140V142H132ZM187 141H188V140H187ZM189 141H190V140H189ZM189 141H188V142H189ZM197 141H198V140H197ZM263 141H264V140H263ZM263 141H262V142H263ZM80 142H79V143H80ZM191 142H192V141H191ZM26 143H27V142H26ZM65 143H67V142H65ZM65 143H64V144H65ZM105 143H106V142H105ZM126 143H127V142H126ZM126 143H125V144H126ZM165 143H164V140H163V144H165ZM178 143H179V144H178ZM21 144H22V143H21ZM23 144H24V143H23ZM67 144H68V143H67ZM72 144H73V142H72ZM100 144H101V143H100ZM121 144H122V143H121ZM125 144L123 143V145H125ZM131 144H132V143H130L128 149H127V146L124 147V148H122V147H120V148H122V151L125 150V149L129 150V151H128L129 154H130L131 152L134 153L135 150L130 152V146H131V150H133V149H132V145H133V144H132V145H131ZM139 144H140V142H139ZM191 144H192V143H191ZM195 144H196V142L193 143V145H195ZM250 144H249V145H250ZM18 145H19V144H18ZM69 145H70V144H69ZM102 145H103V144H102ZM110 145H111V144H110ZM127 145H128V143H127ZM95 146H96V145H95ZM120 146H121V145H120ZM262 146H263V144H262ZM19 147H20V146H19ZM66 147H67V145H66ZM111 147H112V146H111ZM111 147H110V149H111ZM160 147H162V146H160ZM94 148H95V147H94ZM106 148H107V147H106ZM116 148H117V147H116ZM180 148H181V149H180ZM194 148H195V147H194ZM92 149H93V148H92ZM96 149H97V148H96ZM107 149H108V148H107ZM110 149H109V150H110ZM171 149L174 150L173 148H171ZM177 149H176V151H177ZM127 150H126V153H127ZM167 150H168V149H167ZM169 150H170V149H169ZM192 150H193V148L190 149V150H188V151L190 152V151H192ZM89 151H91V149H90ZM93 151L95 152L96 150L94 149ZM97 151H98V149H97ZM97 151L95 152V154L97 153ZM107 151H108V150H107ZM112 151H113V149H112ZM122 151H121V152H122ZM160 151H162V150H160ZM163 151H164V148H163ZM176 151L174 150V151H171V152L173 153V152H176ZM186 151H187V150H186ZM188 151H187V152H188ZM115 152H117V151H115ZM119 152H120V151H119ZM169 152H170V151H169ZM177 152H178V151H177ZM177 152H176V153H177ZM192 152H193V151H192ZM89 153H92V151L89 152ZM103 153H104V152H103ZM113 153H114V151H113ZM128 153H127L126 155H129ZM161 153H162V152H161ZM161 153H160V154H161ZM165 153H166V152H165ZM172 153H171L172 156L170 157V159H168V162H167V163H168V166H167V163H166V166H165V168H163V170H162V168L160 167L161 170L158 171L159 174H162V175H166V176H167V173H168V175H169V173L171 172V171H170L171 169H170V170H169V169H166V167H168V168H169L170 166L172 167V165H173V164L175 163V161H176V160L173 159V160H174V162H173V160H172V158H175V157H176V155H175L176 153H174L175 157H173L174 155H173ZM179 153H177V154H179ZM104 154H105V153H104ZM108 154H109V153H108ZM110 154H111V152H110ZM118 154H119V153H118ZM123 154H125V153L123 152ZM163 154H164V153H163ZM166 154H167V153H166ZM91 155H93V153H92ZM99 155H100V151H99ZM111 155H113V154H111ZM119 155H120V154H119ZM132 155H133V154H132ZM167 155L169 156V154H167ZM96 156H97V154H96ZM103 156H104V155H103ZM121 156H122V154H121ZM159 156H160V155H158L157 157H159ZM161 156H162V155H161ZM164 156H166V155H164ZM180 156H182V155H180ZM1 157H2V156H1ZM3 157H4V156H3ZM85 157H86V156H85ZM87 157H88V156H87ZM87 157H86V158H87ZM92 157H93V156H92ZM94 157H95V156H94ZM100 157H101V156H100ZM109 157H110V156H109ZM111 157H112V156H111ZM116 157H117V156H116ZM135 157H136V156H135ZM86 158H85V160H86ZM89 158H91V157H89ZM101 158H102V157H101ZM120 158H121V157H120ZM122 158H123V157H122ZM1 159H2V158H0V160H1ZM96 159H97V158H96ZM114 159L117 160L118 158H115V157H114ZM123 159H125L126 162L129 161V160H127V159L125 158V156H124ZM131 159H132V158H131ZM136 159H137V158H136ZM164 159H165V157H164ZM175 159H177V157H176ZM4 160H5V159H4ZM7 160H8V159H7ZM88 160H89V159H88ZM90 160H91V159H90ZM93 160H94V159H93ZM100 160H101V159H100ZM104 160L107 162V159L104 158ZM104 160H101V161L103 162ZM115 160H113L114 163L116 162ZM134 160H135V159H134ZM154 160H155V159H154ZM101 161H100V162H101ZM120 161H121V160H120ZM120 161H119V162H120ZM123 161H124V160H123ZM130 161H131V160H130ZM155 161H157V159H156ZM169 161H170L171 163H170ZM179 161H180V160H179ZM0 162H1V161H0ZM2 162H3V160H2ZM2 162L0 163V168H1V169H0V174H1V172H2V166H1V165H3L4 163H6L7 161L4 162V163H2ZM10 162H11V161H10ZM10 162H9V163H10ZM12 162H13V161H12ZM12 162H11V163H12ZM85 163H86V162H85ZM87 163H88V162H87ZM98 163H99V161H98ZM108 163H109V162H108ZM117 163H118V161H117ZM127 163H128V162H127ZM127 163H124V164L127 165ZM131 163H132V162H131ZM178 163H179V162H178ZM96 164H97V163H95V166H96ZM99 164H100V163H99ZM99 164H97V165H99ZM103 164H104V163H103ZM169 164H171V165H169ZM6 165H7V163H6ZM8 165H9V164H8ZM108 165H109V164H108ZM108 165H106V166H108ZM112 165H113V164H112ZM114 165H115V164H114ZM121 165H123V164L121 163ZM121 165H120V166H121ZM131 165H132V164H131ZM174 165H175V164H174ZM174 165H173V166H174ZM10 166H11V165H9L8 167H7V166H6V167H3V168H6V169L8 168V171H7V170L4 171V169H3V172L8 173V174H10L11 172L14 173L13 171H11ZM12 166H13V164H12ZM14 166H16V165H14ZM14 166H13V167H14ZM103 166H105V165H103ZM118 166H119V165H118ZM118 166H117V167H118ZM127 166H130V164L127 165ZM133 166H134V164H133ZM155 166H157V165H155ZM176 166L178 167V165H176ZM184 166H185V165H184ZM101 167H102V165H101ZM101 167H100V168H101ZM17 168H18V167H17ZM104 168H105V167H104ZM108 168H109V167H108ZM144 168H145V167H144ZM157 168H158V167H157ZM157 168H156V169H157ZM15 169H16V168H15ZM95 169H96V168H95ZM121 169H122V167H121ZM127 169H128V167H127ZM127 169L125 168V170H127ZM9 170H10L11 172H10ZM18 170H19V169H18ZM102 170H104V169H102ZM116 170H117V168H116ZM123 170H124V167H123ZM158 170H159V168H158ZM182 170H183V169H182ZM184 170H185V169H184ZM186 170H187V169H186ZM104 171H105V170H104ZM106 171H107V169H106ZM118 171H119V170H118ZM120 171L122 172V170H120ZM128 171H130V170H128ZM132 171H134V170H132ZM187 171H188V170H187ZM9 172H10V173H9ZM15 172H16V171H15ZM18 172H19V171H18ZM18 172H17V173H18ZM162 172H163V173H162ZM173 172H175V171H173ZM173 172H172V173H173ZM185 172H186V171H185ZM17 173H16V174L14 173V174L17 175ZM97 173H98V172H97ZM108 173H109V172H108ZM127 173H128V172H127ZM131 173L135 174L134 172H131ZM131 173H130V175H129V174H126L128 178H129V176H130V178H132ZM136 173H137V172H136ZM141 173H143V170H142ZM2 174H4V173H2ZM8 174H6V176L9 177V180H5V179L8 178V177H6L5 175H0V177H1L0 180H2V178H3V179L5 178L3 181H1L2 184L0 185V186H2V187H7V189L4 188V189L6 190L5 193L7 194L8 191L11 190V192H9L8 194H10V195L12 194L11 196H15L14 198H17L18 196L16 197V195H15L14 193L16 192V194L19 195L20 193L18 194L17 191L20 190L19 192H21L22 194L18 197V199H21L20 197H24L25 195H26V197H25V198H22L20 201H18V203H17L16 201H14V202H16V203H15V206H16V204H17L16 208H18V210H13L12 207L14 208L15 206H14V205L11 206L10 204H6V202H5L6 199H4V198H6V197L8 196V195H6V194H5V195L3 194V192H4L5 190H1V191H3V192L0 191V195L3 194V195H4L3 199L5 200L4 203H3V206L0 205V206H1V207H0V208H1V209H0V212H1V210H2L3 207H4V208L7 207L8 210H11L10 213L13 214V215L11 216V218H12V220H14L15 223L17 224V226L14 224V227L16 226L17 228L12 229L11 232H12L13 230H14L13 233H14V232L16 233L17 231L19 232V233L17 232L16 235H15V233H14V234L11 233L10 230H8V228H7V229H6L7 231H3V232H4V233H3V232H1V231H2L1 229L4 230L5 227L2 228V226H1L2 224H1V225H0V226H1V227H0V228H1V229H0V234L2 233V234L4 235L5 233H9V232H10V233H11V236L13 237V240H12L13 242H12L11 240H9L10 238H12V237L10 236V234H9V237L7 236L8 234H5V235L3 236V238H4V237L7 238V240H5V241L9 242L8 244H10V241H11L12 243H14L13 245H15V246H16V243H18V242L20 243V244H19V243L17 244V246L20 245V246H19L20 248L17 247V246H16V247H15V246L13 247V245H11V244H12V243H11V244L9 245V246H10V247H9L10 249H11V246H12V248H14V249L17 248V249H16L17 251H15V250L13 249L14 251L11 250V251H13V252H11L10 249H8L7 245L5 244L6 242L3 241L5 238H4V239L2 238L3 240L0 238V241L2 240V241L4 242V243L0 242V247H3V246H4L3 244H5L6 247H7V249L9 250V252H8V251H5V249L3 250V253H2L3 255H2V254H1V255L4 256V255L6 254V255H5V258H6V259H4L3 257H2V259L7 260V257H9V256H10L11 258H12V257H13V258L15 257L16 259H17V257H18L19 259H21V260H20L21 262L23 261V259L25 260V262L23 261L24 264H38V263H40L41 260H42V259H40V258H42L41 255H43V258H44V259L42 260V263H43V261H45L43 264L46 263V260H47L49 263H50V260H51V262H53V263H50V264H56V263H57L56 260H60V261H58V263H60V262H65V264H66V263L68 264L67 261L70 260L69 262H70L71 264H76L78 261H77L76 263L74 262V258H75V257H74L75 254H74V253H75V252H73V250L70 251V248H71V247H70V246L66 247L67 244H66L65 242H62V241H61V240H63V241H64V240H67V239L65 238L66 235H65V237L63 238V236H62L63 234H61V236H62L63 239H60L61 237L58 236L59 234L57 235L58 230H55V231H57V233H55V231H54L53 228H52V230L50 229V230H51V233H52V231H54L53 234H56L54 237H56V236L59 237V238H58V239H59L58 242L60 243V244H59L60 246H56V245H57V242H56V245H55V246H54V245H53V246L51 245V244H53L54 240H53L52 238H51V239L53 240V242L50 240V235H49V238L46 237V236H47L46 233L48 232V234H49L50 232H49V231H43L44 233L46 232V233H45L46 235L42 232V230H49V227H46V226H47V223H49L50 220H48V221L46 220L47 218L44 217V216L46 215L45 213H44L45 215H43V213L39 212L40 210H39L38 208H40L41 206L39 205L38 208L36 207L37 204H36V202H34V200H33V199H36V198H33V196H31V195H33V193L28 192V191H30V190H28V189L26 190V188H27L28 186L25 188V191L22 190V189H19L21 186L18 187V190L15 188V185H16V184H18V186H19V185H20L19 183H21V182H19V180L17 179V176H19V175H17L16 177H15V175H14V177H15L16 180L18 181V182H17V181L14 179V177H13V179L11 178L13 174H10V175H8ZM99 174H100V172H99ZM105 174H106V173H105ZM105 174H103V175H105ZM116 174H117V173H116ZM118 174H119V173H118ZM122 174H123V172H122ZM122 174H120V175L123 176ZM133 174H132V175H133ZM184 174H185V173H184ZM108 175H109V174H108ZM128 175H129V176H128ZM135 175L138 176V175H139V172H138V174H135ZM157 175H158V174H157ZM200 175H201V174H200ZM2 176H4V177H2ZM109 177H110V175H109ZM124 177H125V175L123 176V178H124ZM154 177H155V176H154ZM157 177H158V176H157ZM171 177H172V176H171ZM173 177H174V176H173ZM200 177H202V175H201ZM10 178H11L12 180H14V181H13L14 186H13L12 181H11ZM19 178H21V177L19 176ZM123 178H122V179H123ZM125 178H126V177H125ZM164 178H165V176H164ZM175 179H176V177L173 178V180H175ZM221 179H222V178H221ZM119 180L121 181V179H119ZM123 180H124V179H123ZM164 180H165V179H164ZM164 180H162V183L164 182ZM168 180H169V179H168ZM170 180H172V179H170ZM4 181H5V182H4ZM7 181H9V182H8L9 184L7 183ZM10 181H11V182H10ZM74 181H75V180H74ZM76 181H77V180H76ZM78 181H79V180H78ZM120 181H118V182H120ZM156 181H157V179H156ZM160 181H161V180H160ZM15 182H17V183L15 184ZM72 182H73V181H72ZM158 182H159V180H158ZM167 182H168V181H167ZM175 182H176V181H175ZM3 183H4V184H3ZM10 183H11L12 185H10ZM80 183H81V182H80ZM102 183H103V182H102ZM104 183H105V182H104ZM107 183H108V181H107ZM109 183H110V182H109ZM162 183H161V184H162ZM170 183H171V182H170ZM172 183H173V182H172ZM172 183H171V184H172ZM220 183H222V181L219 182V185H221V186H220L221 188H220V187H219V188L223 190V185H222L223 183H222V184H220ZM7 184H8V186H4V185H7ZM21 184H22V183H21ZM26 184H27V183H26ZM87 184H88V182L86 183V186H87ZM90 184H91V183H90ZM94 184H97V183H94ZM122 184H123V183H122ZM122 184H121V185H122ZM125 184H126V183H125ZM159 184H160V182H159ZM159 184H158V186H159ZM166 184H167V183H166ZM9 185L12 186V187H14L15 189L11 188V189L8 190V188H10ZM23 185H24V184H23ZM23 185H22V186H23ZM75 185H76V184H75ZM144 185H145V184H144ZM174 185H175V184H174ZM182 185H183V184H182ZM182 185H181V187H182ZM219 185H217V186H219ZM90 186H91V185H90ZM94 186H95V185H94ZM106 186H107V185H106ZM108 186H109V185H108ZM108 186H107V188H108ZM110 186H111V185H110ZM110 186H109V188H110ZM118 186H119V185H118ZM149 186H150V185H149ZM160 186H162V185H160ZM167 186H168V185H167ZM167 186H166V187H167ZM2 187H0V188L3 189ZM16 187H17V186H16ZM88 187H89V184H88ZM95 187H96V186H95ZM123 187H125V186L122 185L121 188H123ZM168 187H169V186H168ZM168 187H167V188H168ZM184 187H185V186H184ZM232 187H233V186H232ZM238 187H239V186H238ZM28 188H30V187H28ZM52 188L55 189L54 187H52ZM92 188H93V187H92ZM103 188H104V187H103ZM109 188H108V189H109ZM127 188H128V186H127ZM129 188H130V187H129ZM144 188H145V187H144ZM146 188H147V187H146ZM158 188H161V187H158ZM162 188H163V186H162ZM162 188H161V190H162ZM167 188H166V189H167ZM177 188H178V187H177ZM215 188H216V190L218 189L217 187H215ZM12 189H13L14 191H13ZM93 189H94V188H93ZM108 189H107V191H108ZM220 189H219V191H220ZM225 189H226V188H225ZM225 189H224V190H225ZM227 189H228V187H227ZM232 189H233V188H232ZM241 189H242V188H241ZM7 190H8V191H7ZM15 190H17V191H15ZM49 190L52 191V189H50V188H49ZM86 190H87V189H86ZM132 190H133V188H132ZM161 190H160V191H161ZM177 190H178V189H177ZM216 190L214 191V193H216ZM12 191H13V192H12ZM22 191H23L24 193H25V192H27V193H25V195H24ZM50 191H49L50 197L48 198L49 201H48L46 198H45V200H46L47 202H45L44 199H43V200H44V202L47 204L46 206H48V204H49V207H52V209L54 208L53 211H54V214H55V215H56V214H59V213L62 212V211H61V212H57V211L59 210V207H61L60 210L64 209V211H63L62 213H65L66 209H68V210L71 209V208L73 209V207H75V206L77 207V209H81L82 207H85V206H83V205L80 206L81 208L78 206V204H79L78 202H79V201L81 200V198L83 197V196H82L83 194H82V192L80 193V191H79V192L77 191L78 193H75V192H72V191H71V194H70V191H69V193H67V194H68L67 197H65V195H64L65 193H63V190L60 191V192L63 193V195H64V197H65V198H64L63 196H61V197L64 198L63 201H62V200L60 201L58 198H56V196H55L56 193L53 194V193H52L53 191H52V192H50ZM87 191H88V190H87ZM93 191H95V190H93ZM127 191H129V190H127ZM138 191H139V190H138ZM145 191H146V190H145ZM174 191H175V190H174ZM207 191H208V190H207ZM225 191H226V190H225ZM230 191H231V190H230ZM230 191H229V194H230ZM232 191H233V190H232ZM238 191H239V190H238ZM54 192H55V191H54ZM60 192H59V195H61ZM64 192H65V191H64ZM83 192H84V191H83ZM89 192H90V190H89ZM91 192H92V190H91ZM133 192H134V190H133ZM135 192H136L137 194H140V193L137 192V188H136ZM142 192H143V191H142ZM142 192H141V194H142ZM171 192H173V191H171ZM212 192H213V191H212ZM227 192H228V191H227ZM1 193H2V194H1ZM29 193H30L31 195H30ZM86 193H87V192H86ZM98 193H99V192H98ZM147 193H148V192H147ZM160 193H162V192H160ZM237 193H238V192H237ZM13 194H14V195H13ZM34 194H35V193H34ZM44 194H45V192H44ZM69 194H70V195H69ZM84 194H85V193H84ZM90 194H91V193H90ZM94 194H96V193H94ZM100 194H101V193H100ZM100 194H99V195H100ZM144 194H145V196L147 195L146 192H145ZM216 194H218V193H216ZM216 194H215V195H216ZM10 195H9V197H11ZM23 195H24V196H23ZM39 195H42V194H39ZM45 195H46V194H45ZM47 195H48V193H47ZM57 195H58V194H57ZM101 195H102V194H101ZM170 195H173V193H170ZM183 195H184V194H183ZM189 195H190V194H189ZM206 195H207V198H206V199L211 200V197H210V196H211V195H214V194L212 193L211 195H209V194H206ZM215 195H214V196H215ZM227 195H228V193H227ZM227 195H226V196H227ZM231 195H232V193L230 194V197H231ZM242 195H243V194L241 193V195H239V196L242 197ZM5 196H6V197H5ZM28 196H29V197H28ZM90 196H92V195H90ZM97 196H98V195H97ZM145 196H141V197H142V200L144 199L143 197H145ZM191 196H194V195H191ZM214 196L212 197L213 200L215 199ZM217 196H218V195H217ZM220 196H221V194H220ZM224 196H225V195H224ZM228 196H229V195H228ZM9 197H8V198H9ZM27 197H28V198H27ZM37 197H38V196H37ZM45 197H46V196H45ZM146 197H147V196H146ZM146 197H145V198H146ZM176 197H177V196H176ZM183 197H184V196H183ZM183 197H182V198H183ZM189 197H190V196H189ZM208 197H209V198H208ZM215 197H216V196H215ZM241 197H240V198H241ZM11 198H12V197H11ZM11 198H9L8 201H11V203H13V201L10 200ZM14 198H12V199H13V200H16V199H14ZM59 198H60V197H59ZM68 198H69V199H68ZM83 198H84V197H83ZM83 198H82V199H83ZM89 198H90V200H92V202L88 204L89 206H92V208H93V209H91V213H92V214H93V213H96V212H98V211H100V206H101V208H102V207H103V208L105 207V209H106V208L108 207L107 205H109V204L111 203L110 200H104V201H102V202H100V203H97V205H96V200H95L96 197H95V198H93V197H88V199H89ZM92 198H93V199H92ZM228 198H229V197H228ZM235 198H236V197H235ZM237 198H238V196H237ZM29 199L33 200L34 203H32ZM37 199H38V198H37ZM84 199H85V198H84ZM84 199H83V200H84ZM110 199H111V198H110ZM173 199H174V198H173ZM175 199H176V198H175ZM180 199H181V198H180ZM216 199H217V198H216ZM232 199H233V200H231V198L228 199V202L231 200L232 203H233V205H234V206H233L234 208L236 207L235 205H237V204H236L237 202L239 203V206L242 205L241 202H240L241 199H240V200H237V199H236V200H237L236 203H234V201H235L234 198H232ZM238 199H239V198H238ZM242 199H244V198L242 197ZM1 200H2V199L0 198V201H1ZM22 200H23V201H22ZM40 200H42V199H40ZM86 200H87V199H86ZM93 200H95V201H93ZM217 200H218V199H217ZM221 200H222V199H221ZM8 201H7V202H8ZM111 201H113V198L111 199ZM145 201H146V200H145ZM145 201H144V202H145ZM174 201H175V200H174ZM21 202H22L24 205H26V206H27V204H28V205H29V206H28L29 208H28V207H26V208L23 207V204H21ZM26 202H27V203H26ZM42 202H43V201H42ZM87 202H90V201H87ZM202 202H203V201H201V204H203ZM228 202L225 201L224 204H226V205L230 204V203H228ZM0 203H1V202H0ZM40 203H41V202H40ZM84 203H85V205L87 204L86 202H84ZM123 203H124V202H123ZM123 203H122V204H123ZM169 203L171 204V202H169ZM172 203H175V202H172ZM204 203L207 204L208 202H205V200H204ZM232 203H231V204H232ZM18 204H19L20 206H19ZM33 204H34V205H33ZM35 204H36V205H35ZM104 204H107V205H106L107 207L104 206ZM117 204H118V203H117ZM119 204H121V203H119ZM125 204H127V202H125ZM210 204H213V203H210V202H209L207 205H210ZM231 204H230V206H231ZM4 205H5V206H4ZM32 205L35 206V207L37 208L36 210H38L37 212L40 213V216H39V217H42V218L44 219V222L47 221V223L45 222V224H44V222H43V224L46 225V226H43V224L41 225L42 220H40L41 223H40V222H37V223H40V225L36 223V225H38L37 228L34 227L35 225L33 226L34 221L31 222V223L29 222L31 218L33 219V215H32L33 213H32V214H30V213L33 211V209H35V207L33 208ZM53 205H54V207H53ZM79 205H81V204H79ZM88 205H87V206H88ZM226 205H225V207L228 208V206H226ZM18 206H19V207H18ZM21 206H22V208H25L24 210H25L26 212H25L24 210H23V211H22V210L20 211L19 208H21ZM89 206H88V207H89ZM114 206H116V209H115L116 211H114V212L121 213V214L125 213V212H124L125 209L130 208V212H131V210H132V209H131V208H132L131 206L127 208V206L124 207V206L122 205V208H125L124 210H123V209L120 210V208H119L116 204H115ZM170 206H171V205H170ZM211 206H212V205H211ZM211 206H210V208H211ZM216 206L218 207V205H216ZM219 206L222 207L221 205H219ZM239 206H237V207H239ZM55 207H56V208H55ZM76 207H75V208H76ZM109 207H110V205H109ZM109 207H108V208H109ZM120 207H121V205H120ZM164 207H165V206H164ZM167 207H168V206H167ZM199 207H200V206H199ZM208 207H209V206H207V208H208ZM225 207H224V208H225ZM233 207H232V209H233L232 213L234 212V208H233ZM22 208H21V209H22ZM32 208H33V209H32ZM41 208H42V207H41ZM41 208H40V209H41ZM43 208H44V207H43ZM75 208H74V209H75ZM86 208H87V207H86ZM86 208H85V210H86ZM108 208H107V209H108ZM111 208H113V205H112ZM165 208H166V207H165ZM168 208H169V207H168ZM173 208H174V206H173ZM200 208H201V207H200ZM214 208H215V206H214ZM227 208H225V209H227ZM27 209H29V210H27ZM31 209H32V210H31ZM72 209H71L70 211H67V212H69V213L72 214V212H73ZM87 209H88V208H87ZM198 209H199V208H198ZM205 209H206V208H205ZM208 209H209V208H208ZM208 209H207V210H208ZM215 209H216V208H215ZM215 209H213V208L210 209V212L212 213L213 216H214V213H216V211L219 212V210H220L219 207H218L219 210H215ZM229 209H230V207H229ZM4 210H5V209H3V212H4L5 218H7V220H6L5 218H4V219H1V217H0V222H1V220H2V221H3V220H4V221L6 220L7 222H10V223H11L12 220H9L10 218L8 219V216H10V215H7V217H6V214H7L8 212L5 213ZM12 210H13V211H12ZM36 210H34V212H35ZM44 210H45V209H44ZM46 210L48 211V209H46ZM50 210H51V208H50ZM89 210H90V207H89ZM102 210H103V209H102ZM108 210H109V209H108ZM112 210H113V209H112ZM172 210H173V209H172ZM177 210H178V209H177ZM207 210H206V211H207ZM211 210H214L215 212H213V211H211ZM236 210H237V208H236ZM29 211H31V212L29 213ZM41 211H42V209H41ZM53 211H52V212H53ZM71 211H72V212H71ZM76 211H78V210H76ZM76 211L74 210L75 213H76ZM80 211H81V210H80ZM127 211H128V210H127ZM127 211H126V213H127ZM167 211H168V210H167ZM178 211H179V210H178ZM191 211H192V209H191ZM206 211H205V212H206ZM18 212H19L20 214H19ZM27 212H28V213H27ZM37 212H36V213H37ZM52 212H50V213L52 214ZM74 212H73V214H74ZM84 212H85V211H84ZM87 212H89V211H86V213H87ZM114 212L112 211V214H113ZM172 212H173V211H172ZM176 212H177V211H176ZM205 212H204V214H205ZM221 212H222V211H220V213H221ZM1 213H2V212H1ZM1 213H0V216H1ZM21 213H22V215H24L25 217H26L25 213H27V214H28L27 216H29V217L32 215V216L30 217V219H29V217H28L29 221L27 220L26 226H25V224H24V223L26 222V218H24V216H22ZM39 213H38V214H39ZM69 213H67V215H68ZM77 213H78V212H77ZM79 213H82V212H79ZM79 213H78V214H79ZM89 213H90V212H89ZM89 213H87V215H88ZM99 213H102V211L99 212ZM106 213H107V211H106ZM109 213L111 214V212H109ZM128 213H129V212H128ZM174 213H175V212H174ZM198 213H199V212H198ZM198 213H197V214H198ZM207 213H208V212H206V214H207ZM220 213H219V214H220ZM223 213H225V212L223 211V212L220 214L221 216H220L218 213H216V216H218V217L220 216V217L222 218L223 216H225V214H227V213H225V214H223ZM229 213H230V212H229ZM29 214H30V215H29ZM110 214H109V215H110ZM121 214H120V215H121ZM169 214H171V213H170V210L168 211V215H169ZM217 214H218V215H217ZM234 214H235V213H234ZM257 214H259V213H257ZM20 215H21L22 219H21ZM41 215H42V216H41ZM48 215H49V214H48ZM75 215H76V214H75ZM80 215L84 216L83 213L80 214ZM85 215H86V214H85ZM87 215H86V216H87ZM89 215H90V214H89ZM95 215H97V213H96ZM101 215H102V214H101ZM130 215H131V214H130ZM132 215H133V214H132ZM173 215H174V214H173ZM173 215H171V218H170L171 221L169 222V235H170L169 240H171V241L173 242V244H174V243L176 244V246H177V248H178V252H176L175 250H173V251L171 252V258H169V263H168V264H170V263H171V264H179L177 261H174V262H173V258H176V260H177L178 258H181V257L183 256V254L181 253V250H182V251L184 250V252L186 253L187 250H188L189 247H190V244H192L193 246H198V247L201 246V247H203V253H208V254L210 255V257H211V256H212V257H213V256H216V257H217V258H216V261H217L218 263H220V264H222V263H224V261H226V258H224V259L222 258V259H221V258H220V255L217 253L219 249L217 248L218 250H217V251L215 250V248L218 247V246H216V245H217L216 240L219 238L218 235H221V234H218V235H217L216 233H212V231H211V232L209 231L210 229H209V230H203V229H200V228H198V227H195L194 224L192 225V223H190V222H189L188 225H185V227H183V228L181 229V231L178 229V230L180 231V233H178V231H177V226H178V223H180V222L177 221V219H176ZM209 215H210V213L208 214V216H209ZM2 216H3V214H2ZM59 216H60V215H59ZM69 216H71V215L69 214ZM69 216H68V217H69ZM77 216H78V215H77ZM92 216H93L94 218L96 217V216H94V215H92ZM103 216H104V215H103ZM105 216H106V215H105ZM116 216H117V215H116ZM257 216H258V215H257ZM257 216H255V217H257ZM3 217H4V216H3ZM3 217H2V218H3ZM34 217H35V216H34ZM46 217H47V216H46ZM52 217H53V216H52ZM55 217H56V216H54L53 219H54ZM60 217L62 218V215H61ZM64 217H65V216L63 215V219H64ZM72 217H73V216H71L70 218L72 219ZM80 217H81V216H80ZM80 217H78V218H80ZM101 217H102V216H101ZM106 217H107V216H106ZM106 217H105V218H106ZM110 217H111V215H110ZM177 217H178V216H177ZM184 217H185V216H184ZM205 217H206V216H205ZM218 217H215V216H214V217H212V218H215V219L217 218V220L221 221V220H224L226 216L224 217V219H221V218L218 219ZM227 217H229V215H228ZM227 217H226V218H227ZM244 217H245V216H244V214L242 213V215H240V216L235 220V222L232 223L231 228L228 227L229 229L227 230L228 232H226V233H229L228 235H230V234L232 233V237H235V238H234V241L232 242L231 245L229 244V243H230L229 241H228L229 243H227V242L225 241V244L227 243L226 246L223 247V249H222V250H219V251L225 253L226 251H228V250L230 249V250H229L230 254H232V255H233V254L239 255V256L237 257V259H234V261H233L234 263H236L235 261H236V260H239V259H243L244 261H247V260H249V259L253 256L254 258H253V261H252V262H255V264H256V261L260 258L261 254H263V252H264V245H263L262 247H260L259 249L253 251V252H252V250H251L252 248H251V244H250L249 242H248L249 247H247V248H244V247L242 248V247H239V245H238V242H240V241H242V240L244 239V238H241V237L239 236V233H241V232H246V233L249 234L250 232H254V231H256V227H255L254 229H251V227L254 226V224L256 223V222H255V221H256V220H255V217H253V219H251L250 221H247L246 223H244V224L240 227V230H237L236 232H235V230H234V228H235L236 226H239L240 221H242V220L244 219ZM37 218H38V217H37ZM42 218H41V219H42ZM61 218H60V219H61ZM65 218H66V217H65ZM82 218H83V217H82ZM84 218H85V216H84ZM94 218L91 219V220H92V221H95ZM99 218H100V217H99ZM108 218H109V217H108ZM117 218H118V217H117ZM117 218H116V219H117ZM121 218H122V217H121ZM167 218H168V217H167ZM208 218H209V217H208ZM210 218H211V215H210ZM23 219H25V220H24L25 222L23 221ZM32 219H31V220H32ZM34 219H36V217H35ZM34 219H33V220H34ZM63 219H61L62 221H59V223L62 222L63 225L66 224V226H67V227L65 226V228H64V229H66V230L68 229L66 232H65V230H64L65 233H68V231H69V233H68V234H69L68 239H70V241L67 240V242L71 243L72 241H76L77 244H76V243H75V244L78 245V246L80 247L79 252L81 251L80 254L82 253V256H83V257L80 256L78 250H76V254L78 253V254H77L78 257L80 256V258L77 257L78 260H79V259H80V260L83 259V262L86 261L85 263H87V264H95V262H93V261H96V260H94V257H95V256L97 257V254L99 255L100 252H98V248H100V247H96V248H97V249H96L97 251L95 250V254H92V252H94V251H91V250H90L91 252H90V251H87V250H88V247L86 248V249H87V250H86V249L84 248V247H86V246H84L83 243H81V242H83L82 239L84 238V237H83V238L81 237V236H82L81 234L84 233L85 229H84V231H83L80 227H78V228H77V227H73V229H72V226L70 227L69 224H75V222L68 223V221H69V222H71V221H70V220H67V222H65L66 219H64L65 221H63ZM100 219H101V218H100ZM100 219H97V221L100 220ZM113 219H114V218H113ZM113 219H112V221H114ZM204 219H205V218H204ZM228 219H229V218H228ZM8 220H9V221H8ZM37 220H39V219H36V221H37ZM55 220H57V219H55ZM73 220H74V218H73ZM73 220H72V221H73ZM82 220H83V219H82ZM91 220H90V221H91ZM108 220H110V218H109ZM183 220H184V219H183ZM210 220H212V219H210ZM213 220H214V219H213ZM230 220H232V219H230ZM4 221H3V222H4ZM21 221H23V223H21ZM74 221H75V220H74ZM87 221H88V220H87ZM97 221H96L95 223H97ZM102 221H103V219H102ZM102 221L100 220V221H98V222H102ZM123 221H124V220H123ZM52 222H53V221H52ZM52 222H51V224H50V223H49V224H50V225H53ZM54 222H55V221H54ZM57 222H58V220H57ZM77 222H78V221H77ZM115 222H116V221H115ZM118 222H120V221L118 220ZM121 222H122V221H121ZM201 222H202V221H201ZM214 222H216V221L214 220ZM28 223H30V224L33 223L32 226L29 224V225L32 227V230H31V231H30L31 227L28 225ZM64 223H65V224H64ZM95 223L92 224V225L95 226ZM104 223H106V220L104 221ZM122 223H123V222H122ZM125 223H126V222H125ZM128 223H129V221H128ZM203 223H204V222H203ZM203 223H202V225H203ZM207 223H208V222H207ZM210 223H211V222H210ZM230 223H231V222H230ZM4 224H7V223L5 222ZM8 224H9V223H8ZM18 224H19V225H18ZM57 224H58V223H57ZM60 224H61V223H60ZM77 224H78V226H80L81 224H82V225H86V224H83V222H82L81 224L78 222ZM99 224H100V223H99ZM101 224H102V223H101ZM116 224H117V222H116ZM131 224H132V223H131ZM131 224H129V227H132ZM195 224H196V223H195ZM27 225H28L30 228L27 227ZM63 225H62V226H63ZM87 225H88V224H87ZM92 225H90V226H92ZM105 225H106V224H105ZM108 225H109V222H108ZM108 225H107V226H108ZM130 225H131V226H130ZM205 225L207 226V224H204V226H205ZM250 225H252V226L250 227ZM3 226H4V225H3ZM8 226H9V225H8ZM12 226H13V223H12ZM12 226H11L10 228H13ZM18 226H22V229H23V230H22V231H19V230H18ZM40 226L42 227V229H41ZM48 226H49V225H48ZM56 226H57V228H59L58 225H56ZM73 226H74V225H73ZM88 226H89V225H88ZM90 226H89V227H90ZM93 226H92V227H93ZM109 226H110V225H109ZM109 226H108V227H109ZM113 226H116L115 223H114ZM124 226H125V224H124ZM197 226H199V225L197 224ZM33 227H34V229H33ZM38 227H40V228H38ZM45 227H46L47 229H45ZM86 227H87V226H86ZM86 227H85V228H86ZM116 227H118L117 229L122 230V229H120L121 226H120V228H119V226H116ZM122 227H123V224H122ZM126 227H128L127 224H126ZM129 227H128V228H129ZM135 227H136V226H135ZM209 227H211V226H209ZM212 227L215 228L214 226H212ZM10 228H9V229H10ZM24 228H25V229H24ZM26 228H27V230H26ZM60 228H61V227H60ZM62 228H63V227H62ZM75 228H76V230L80 228L83 232L80 231V232H82V233H80L78 230L75 232V231H74ZM83 228H84V226H83ZM97 228H99V227H96L95 229H97ZM101 228H102V227H101ZM104 228H105V227H104ZM104 228H103V231H101L102 234L99 233V236H100V235H103V233L107 232V231L104 230ZM112 228H113V227H112ZM114 228H115V227H114ZM201 228H202V226H201ZM261 228H263V230H264V224H263V226H262ZM16 229H17V231H16ZM19 229H21V228H19ZM28 229H29V230H28ZM35 229H36V230H35ZM80 229H79V230H80ZM108 229H109V228H108ZM124 229H125V228H124ZM25 230H26V231H25ZM61 230H62V229H61ZM91 230H92V229H91ZM106 230H107V229H106ZM125 230H126V229H125ZM134 230H135V229H134ZM134 230H133V231H134ZM8 231H9V232H8ZM23 231H24V232H23ZM110 231H111V230L109 229L108 232L111 234L112 231H111V232H110ZM113 231H114V229H113ZM117 231H118V230H117ZM122 231H123V230H122ZM127 231H129V230H127ZM20 232H21V234H20ZM61 232L64 233L63 230H62V231H59V233H61ZM74 232H75V233H74ZM77 232H79L80 234L77 233ZM86 232H88V227H87V231H85V233H84L85 235L87 234ZM89 232H90V231H89ZM99 232H100V231H99ZM23 233H24V234H23ZM93 233H94V232H93ZM97 233H98V232H97ZM97 233H96V234H93V235L95 236V235H97ZM112 233H113V232H112ZM115 233H116V231H115ZM127 233H128V232H127ZM132 233H133V232H132ZM219 233H220V231H219ZM221 233H222V231H221ZM12 234H13V235H12ZM77 234H78V235H77ZM88 234H90V233H88ZM129 234L132 235L131 233H129ZM223 234H225V233H223ZM17 235H19V236H17ZM20 235L22 236V238H24V237H25V238L22 239V240L18 239V241L16 242V238H17V237H21ZM51 235H52V234H51ZM70 235H71V236H70ZM79 235H81V236H79ZM85 235H84V236H85ZM246 235H247V234H246ZM1 236H2V235H0V237H1ZM43 236H44V237H43ZM78 236L82 238V239H80L81 241L78 239V238H79ZM94 236H93V237H94ZM42 237H43V239H44V238H45V239L47 238V239H46V244H49V242L51 241L50 244H49V245H42L43 241H44V243H45V240H43V239H42L43 241L41 240L42 242H40V243H39L38 241H36V240H39V241H40V239H41ZM54 237H53V238H54ZM69 237H70V238H69ZM71 237H72V238H71ZM87 237H88V236H87ZM93 237H92V238H93ZM107 237H108L109 239L111 238V237H109V236H107ZM220 237H222V236H220ZM238 237H239V238H238ZM85 238H86V237H85ZM85 238H84V239H85ZM92 238H91V241L94 239V238H93V239H92ZM225 238H226V236H225ZM237 238H238V239H237ZM27 239H31V240L33 239V240H34L33 242H36V243H38V244H36V243H32V241L27 240ZM48 239H49L50 241H49ZM56 239H57V238H56ZM86 239H89V240H90V238H86ZM86 239H85V240H86ZM96 239H97V238H96ZM99 239H100V238H99ZM220 239H221V238H220ZM103 240H104V239H103ZM110 240H111V239H110ZM112 240H113V239H112ZM20 241H21V242H22V241H23V242L26 241V244H25V245H26V246L29 245L28 247H30V245L32 246V244H33V246H34L33 248H36V249H37V248H41V249H38V250H40V251L43 250V253L40 252V251H38V252H40V253H38L37 250H36V249L34 250L32 247H31L32 249H30V248H29V249H27V248H21V247H23V246H25V245H24V243L21 244ZM29 241H30V242H29ZM48 241H49V242H48ZM55 241H56V240H55ZM60 241H61V242H60ZM87 241H88V240H86V242H87ZM91 241H90V242H91ZM98 241H99V240H98ZM113 241H114V240H113ZM130 241H131V240H130ZM27 242H28V243H27ZM90 242L88 241V243H90ZM92 242H93V241H92ZM94 242H96V241H94ZM99 242H100V241H99ZM115 242H116V241H115ZM117 242H118V241H117ZM117 242H116V243H117ZM63 243H64V245H63ZM100 243H101V242H100ZM104 243H105V242H104ZM128 243H129V241H128ZM128 243H127V244H128ZM130 243H131V242H130ZM130 243H129V245H130ZM61 244H62L63 247H65V249L62 248V250H64V252L61 251V255H60V253H59L58 255H60V256L65 255L66 258H65V257L63 258L64 261H62L61 259H59V256H58V255L56 256L58 259L54 256V254L56 253V252H55V251H56L55 249H56L57 247H59V248L62 247ZM71 244H72V243H71ZM73 244H74V243H73ZM75 244H74V245H75ZM84 244H86V243L84 242ZM92 244H94V243H92ZM95 244H97V242H96ZM108 244H110V242H108ZM111 244H112V243H111ZM160 244L165 248V250H166L167 248H169V246L166 245V244H167L166 242H162V243H160ZM22 245H23V246H22ZM37 245H38V246L40 245V247H37ZM68 245H70V244H68ZM74 245H73V247H74ZM76 245H75V249H76ZM98 245H100V244H98ZM112 245H113V244H112ZM118 245H120V244H118ZM219 245H220V244H219ZM26 246H25V247H26ZM35 246H36V247H35ZM49 246H50V247H49ZM87 246H88V244H87ZM90 246H91V245H90ZM93 246H94V245H93ZM95 246H96V245H95ZM130 246H131V245H130ZM167 246H168V247H167ZM172 246H173V245H171V247H172ZM187 246H188V247H187ZM51 247H53V248H51ZM101 247H102V246H101ZM142 247H143V245H142ZM144 247H145V248H143V251H145L144 249H146V252H147V254H148V255H147L146 253H144V254H146V256H148L147 258H145L146 260L149 259L148 261H150V259L155 260V258H156V259H158L159 257L161 258V256H162V252H161L160 250H158V249L156 250L155 248H152V247H149V246L147 247V245H145ZM49 248H50V249H49ZM54 248H55V249H54ZM59 248L57 249V252H59V251L61 250V249L59 250ZM91 248H93V247H91ZM173 248H174V247H173ZM177 248H176V249H177ZM179 248H180V249H179ZM0 249H1V248H0ZM2 249H3V248H2ZM2 249L0 250V253H1ZM7 249H6V250H7ZM25 249H26V250H25ZM53 249H54L55 251H54ZM72 249H73V248H72ZM89 249H90V248H89ZM94 249H95V248H94ZM109 249H110V248H109ZM114 249H115V248H114ZM114 249H113V252L115 251ZM227 249H228V250H227ZM58 250H59V251H58ZM92 250H93V249H92ZM100 250H101V249H100ZM103 250H105V248H104ZM35 251H36V252H35ZM140 251H141V250H140ZM143 251H142L141 253H143ZM34 252H35V256H36V254L39 255V256H36V257H38L37 260H40L39 262L36 261V259H35L36 257H35V256H32V255H34V254H33ZM71 252H73L74 255L71 254ZM87 252L90 253V254H88ZM97 252H98V253H97ZM137 252H138V251H137ZM213 252H216V254L213 253ZM251 252H252V253H251ZM53 253H54V254H53ZM64 253H65V254H64ZM86 253H87V254H86ZM104 253H105V252H104ZM104 253H102V255H103ZM141 253H140V254H141ZM20 254H21V255H20ZM85 254H86V255H85ZM71 255H73V257H72ZM105 255H106V254H105ZM225 255H226V254H224V256H225ZM19 256H20V257H19ZM140 256H141V255H140ZM166 256H167V255H166ZM0 257H1V256H0ZM10 257H9V258H10ZM21 257H22V258H21ZM32 257H35V258H32ZM84 257H85L86 259H85ZM101 257H102V256H101ZM106 257H107V256H106ZM110 257H111V255H110ZM112 257H114V255H113ZM142 257H143V256H142ZM168 257H169V256H168ZM172 257H173V258H172ZM194 257H196L195 254H193L192 256H187V253H186L185 256L182 257V258H184V259H182V260H183V264H194ZM221 257H222V256H221ZM227 257H230V256H227ZM60 258H61V257H60ZM67 258H68V260H67ZM208 258H209V256H208ZM219 258H220V259H219ZM19 259H18V261H19ZM34 259H35V261H36L37 263L34 261ZM95 259H96V258H95ZM101 259L104 260L105 257H104V258H101ZM108 259H110V258H108ZM261 259H262V257H261ZM11 260H13V259H11ZM52 260H53V261H52ZM65 260H66V261H65ZM76 260H77V259H75V261H76ZM105 260H106V259H105ZM110 260H111L110 264H111V263L113 264V261H112L113 258L110 259ZM159 260H160V259H159ZM161 260L163 261L162 258H161ZM204 260H208L207 257H204ZM259 260H260V259H259ZM8 261H10V260H8ZM8 261H7V262H8ZM20 261H19V262H20ZM54 261H56V263H54ZM100 261H102V260H100ZM148 261H146V263H149ZM157 261H158V260H157ZM164 261H165V260H164ZM200 261H203V256H202V255L200 256ZM208 261H209V260H208ZM216 261H215V262H216ZM220 261H221V262H220ZM261 261H262V260H260L259 262L261 263ZM0 262H1V261H0ZM2 262H4V261L2 260ZM2 262H1V263H2ZM5 262H6V261H5ZM7 262H6V264H7ZM12 262H13L14 264H15V262H16V264H18L17 260H16L15 262H14V260H13ZM23 262H22V264H23ZM81 262H82V260H81ZM96 262H97V261H96ZM102 262H103V263H104V262L106 263V261H102ZM252 262H251V263H252ZM49 263H47V264H49ZM78 263H80V262H78ZM78 263H77V264H78ZM98 263H99V262H98ZM108 263H109V262H108ZM166 263H167V262H166ZM200 263H201V262H200ZM251 263H250V264H251ZM11 264H12V263H11ZM61 264H64V263H61ZM96 264H97V263H96ZM106 264H107V263H106ZM157 264H158V263H157ZM162 264H163V263H162ZM180 264H181V263H180ZM201 264H202V263H201Z\"/></svg>",
  "mask_w": 264,
  "mask_h": 264
},
{
  "label": "water",
  "instance_id": "obj_3",
  "mask_svg": "<svg viewBox=\"0 0 264 264\" xmlns=\"http://www.w3.org/2000/svg\"><path fill=\"white\" fill-rule=\"evenodd\" d=\"M188 247V246H187ZM180 249V248H179ZM203 251V247H198V246H193L192 244H190V247H189V249L187 250V256H192L193 254H195V256L196 257H194V264H201L202 263V261H200V256H201V252ZM181 253L183 254V256L182 257H184L185 256V252H184V250L182 251L181 250ZM213 253H215L216 254V252H213ZM223 255H221L222 257H220L221 259L223 258H227V256L225 255L224 256V254L225 253H222ZM178 258L177 260H176V258H173V262L174 261H177L179 264L181 263V264H183V260L182 259H184V258ZM219 258V259H220ZM253 256L249 259V260H247V261H245L243 264H250L252 261H253ZM201 262V263H200ZM221 262V261H220ZM203 264V263H202ZM215 264H220V263H218L217 261L215 262ZM229 264H236V263H234V262H231V263H229Z\"/></svg>",
  "mask_w": 264,
  "mask_h": 264
},
{
  "label": "crops",
  "instance_id": "obj_4",
  "mask_svg": "<svg viewBox=\"0 0 264 264\" xmlns=\"http://www.w3.org/2000/svg\"><path fill=\"white\" fill-rule=\"evenodd\" d=\"M251 226H252V225H250V227H251ZM251 229H254V226H252ZM250 233H253V232H250ZM250 233H249V234H250ZM247 237H248V234H247ZM238 245H239V247H242V241L238 242Z\"/></svg>",
  "mask_w": 264,
  "mask_h": 264
}]
</instances>
